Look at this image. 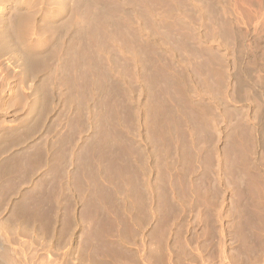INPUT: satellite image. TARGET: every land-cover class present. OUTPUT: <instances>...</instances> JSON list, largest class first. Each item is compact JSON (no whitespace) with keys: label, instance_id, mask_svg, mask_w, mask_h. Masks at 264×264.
Instances as JSON below:
<instances>
[{"label":"rangeland","instance_id":"374dc122","mask_svg":"<svg viewBox=\"0 0 264 264\" xmlns=\"http://www.w3.org/2000/svg\"><path fill=\"white\" fill-rule=\"evenodd\" d=\"M22 1V2H21ZM29 1V0H28ZM67 1H69L68 3L70 4V5H68L67 6V8H68V10H66V11H59V12H57L56 14H54V18L56 19V21L55 22H57V23H59V22H63V21H65L66 19H68V17L69 18H73V14H74V12H73V7H72V4H74V2L72 1V0H65V2L67 3ZM86 2H87V0H85ZM84 1V3H86ZM89 2H90V0H88ZM132 1L134 2H136L137 0H93V1H91V5L90 4H88L87 5V3L85 4V6L83 5V4H80L79 6H83V7H85V8H87L89 5H90V7H91V9H93L92 10V12H94V13H96V18L94 17L93 19L92 18H90V16L87 18L86 16H85V20H84V18L83 19H81L80 18V16H79V18H76L77 16H75V14H74V16H75V20L76 19H81L82 20V23H79L78 22V20L77 21H75L74 19H72L74 22H76L77 24H82L81 26H83V21L86 23V20L87 19H89L90 18V20L92 21V23L94 24V28L96 29V32H98L100 29L99 28H102L101 29V31L102 30H104V27H105V30H106V26L108 27V25H110L108 28H107V30L110 28H112L113 29V27H114V25H117V23L115 24V20L113 21V19H114V17L115 18H117L116 16H118L119 18H121V17H126V16H124V15H126V14H130L131 12H133L135 9L134 8H136L134 5L135 4H133V6L132 7H130L131 6V4H129V3H132ZM140 1V0H139ZM178 1H180V2H178ZM210 1L212 2V3H214V5H217L219 8H217V10H218V12H216V15H208L209 14V11H205V10H207V8L208 7H206L209 3H210ZM157 0V1H152V4H153V6L150 4V2L149 1H146V3H148L146 6H149V8L152 6V12H153V14L155 15V20H156V22H157V24L159 25V27H158V25L156 24V22H155V28H157V30H156V32L157 33H159V35L156 33L155 34V31L153 32V33H151V31H152V28H150L151 30L150 31H146V28H144L145 26H146V20H145V16L144 15H142V16H140L141 14H140V11L142 10H140L139 11V21L138 20H134V18L135 17H133V18H131L132 16H135V15H133L134 13H131L132 15H131V19H130V26L133 28V23H134V27L135 28H137V29H135V28H133V31H135L136 32V30H139L138 28H140V25L143 23V21L145 22L144 24H142L143 25V27H142V29L144 28V33H145V31H146V33H147V36L144 34V36L142 35V33L140 34V36H142V37H146V38H148V36L150 37V38H148V39H150L149 41L152 43L151 45L153 46H150V48H152V49H149L150 50V52H148V49H147V53L145 54V57H146V60H147V58L150 56V58H151V61H146V62H149V63H144V62H142V64H141V62H139V64H138V62H137V64H134V62H133V60H132V62H129V61H131V59L129 60V58L127 57L129 54H127L126 52H128V51H130V50H125L126 48H124V50H125V53H124V55H127V56H122V51L120 52V50H122V45L124 46V47H127L128 49H131L132 47H130V46H132V45H130V42H129V40H127V37L126 36H128V35H126L125 36V39L127 40V42H128V44H126V41H124L123 42V40H124V38L121 36V37H118V35H117V37H116V39H119V38H122L123 40H122V42L123 43H121V39H119L120 40V42H119V40L118 41H113L112 43H111V38H112V36L113 35H115V29H114V31H112V30H108V32H107V35L105 34V30L103 31V33L101 32V31H99L98 33H96V35L94 36L93 35V37L91 36V37H88V36H90L89 34H91L92 35V33H89V32H91V31H93L94 30V28L92 29V30H90V31H87V30H85V34H83V36H85V35H87V37H86V39H85V37H84V39L85 40H88L89 42H86L84 39H82V45L84 46V48H82V50H83V53H84V56L83 57H85L84 58V60H83V64H82V66L80 67V71H81V73H82V75H84V77H86L85 79H87V80H85V82L88 84H85V87H86V101H88L87 103H85V108H86V112L87 113H85V114H87L86 115V124H87V122H88V125H86V132H85V134H86V139H89V140H87L88 141V146L89 145H91V140H92V146H89L88 148H87V150L88 149H90V150H92V151H90V153L92 152L93 153V151H94V149H96V151H94V153H96V152H98V153H96V154H93V157H92V154H90L89 153V151L87 152V154H86V160H87V165L88 166H91V168L90 167H88V170H90V173H86V177L83 179L84 181H82V183H81V185H80V183H76V182H73V183H71V184H67L66 183V179H65V177L66 176H68V177H70L71 175L70 174H72V177L74 176V175H77L76 173H77V167H78V165H77V167H76V165H75V163L77 164L78 163V161H76V159H77V156L75 157V155H77V154H75L74 152H77V145L76 144H78V143H76L77 142V137H76V135H77V133L75 132V130L74 129H76L75 127V125H74V123H75V121L74 120H72L71 122H70V120H68L69 118H72L74 115V113L75 112H73V106H75V105H73V106H71L70 107V105H71V102H73L74 101V98H73V101H70V100H68V99H70L69 97L67 98L66 97V95H65V93L66 92H64L63 93V91L65 90V86L64 87H62L64 84H62V77L63 76H61V74L63 73V68L61 69L60 68V64L58 65L57 63H60V59H59V57L58 56H56L55 58H53V60H51V62H50V65H48V67H46L45 68V70H44V73H42L40 76V78H39V83L41 82V84L43 83H45L46 85L45 86H48L49 87V85H50V82H51V85H53V87H54V95H53V97H54V99L55 100H53V105L51 106V108H50V110H51V112H50V114L47 116L48 117V119L45 121V124L44 123H42V125L44 124V128L41 130V128L39 129V130H41L40 132L39 131H37L35 134H36V136H34L35 134H31L30 135V138H31V136H32V138L33 139H31V141L29 140L30 138H28V141H30V142H28L27 144L29 145H26V146H22L23 148V150L21 149V148H19V150L17 149H15L14 148V151H12V149H11V151L10 152H8V154H7V152L5 153V155H3V156H5L6 157V155L8 156V155H10V154H12L13 153V156L15 155V161L14 162H11V164H7V166H9L10 165V167H7V169L8 168H10V169H6V175H4V176H0L1 177V181H0V187H2V190L4 189V191H5V189L7 190V196L9 195V198L7 197V200L9 199H12V202L14 201V202H17L18 200H21L22 198H23V196H24V194H29V192H31V190H32V192L35 190L37 193H39V194H41L42 193V191L45 193V191L46 190H49V187L51 188V191H53V188H55L54 190H56L57 192H56V194L54 193V191H53V200H52V198H49L48 196V199H50V200H46L47 199V197L46 196H44L45 198H44V200H46L45 201V204H44V202H43V198L40 200L41 202H42V206H46V205H48L47 203H49V205L50 204H52V206H53V208H52V214L51 213H49L50 215H47L46 214V217H45V215H42V216H44L45 218H48V216H49V218L52 220V221H54L55 222V220H57L58 222H59V226H61V222H62V220L64 219V221L65 220H68L69 221V223H71L73 226H71L69 223L67 224V226H65V228H66V232L65 233H63L64 232V227L63 228H60L63 232H61V234H62V236L64 237L65 236V239H62V237H61V239L63 240V242L65 243V247L64 248H69L70 246H71V244H72V241L70 242V238H68V236L70 237L71 236V238L72 239H77L78 241H81L80 239H81V236H82V234H84L83 232H86L87 230H89V228L93 225V223H94V220L97 218V217H101L102 216V214L100 215V212L101 213H103L104 211L103 210H105V209H107V210H105V212L103 213V215H106L107 217H109L108 216V214L110 215V223L111 224H113L114 222H113V220L115 221V225H111L110 223V226H112V228L114 229L113 231H111V228H109L110 226L109 225H106L109 221H106V224L104 225L105 227L106 226H109L108 228L106 227H104V228H102V229H104V231L103 230H101L100 231V233L98 234V235H96V238H95V236H93L92 238H90V239H92V243L94 244V245H98V244H100L99 245V247H101L102 246V244H104V241H110V243L111 244H113V249H115V250H119L118 248L119 247H117L118 245H115L116 244V242L115 241H117L116 239L121 235V232L120 233H118L119 232V228H120V224L122 225V222H123V219L125 218V217H129V212L131 211V213H132V211L133 212H138V211H142L141 212V214L143 213V211H145V210H143V208H139L140 206L142 207V206H144V205H139V207H135V208H133L134 210H132V207H130L131 208V210H128V211H126L125 209L126 208H121V210H120V208L118 209L117 208V206H115L114 204V202H112L113 200H114V197L115 198H119V197H123L125 194H126V192L127 191H130L129 193H130V195L131 196H133L134 194L133 193H135L136 194V196H133V197H137V195H138V197H140V198H142L143 200L145 199V201H143V202H145V204H148V205H151L150 204V200L151 199H153L152 201L154 202V204H152V206H153V208L151 207V206H148V205H146V208H150V209H152V210H150V209H146V211H147V213H146V211H145V213L143 214V216H142V218H143V222H142V220H141V215L139 214V215H137L138 217L140 216V221H138L137 219H138V217H136L135 219H133V220H135L134 222L133 221H131V223L130 222H128L129 223V225L131 226L130 227V233H132V231H134V229L136 230V237H134V235H133V233L132 234H128V235H133L131 238H129V239H131L132 241H133V243H132V241H130L129 239V241L128 242H130L129 244H128V249H129V251H130V249H131V251L129 252V253H125L126 255L127 254H130L129 255V257H128V255L126 256V255H119L118 257H120V258H112V257H110L109 259H111L110 261H111V264H114L115 262H117V264H118V261H119V263H123V264H125V263H130V264H139L140 262H139V257L138 258H136V255H138V251L142 248V246L140 245V244H144V240L143 239H145L147 242H148V245H150L151 246V239H152V241L156 238L157 239V237L159 236H157L156 237V235L159 233L160 234V232H162L161 231V229H163V228H165V227H167L168 225H170V224H172V226H176V225H179V224H182V226L184 225L183 223H185L186 224V222H187V224H186V226L185 227H187L189 224H191L190 225V227H192L193 225H194V227L195 226H197V228L198 227H201V226H203V221L204 220H201V219H199V220H197V219H195V217H191V215H192V213L193 212H196L197 210H201V209H204V208H209L208 206H204L205 205V203H203L204 201H202L201 200V198H200V196H201V194H205V193H207V195H209V196H207V195H205V197L208 199V201H210V203L208 202V201H206V203H208V205L210 204V206H212L211 207V209H213V208H216L217 206V208L218 209H220L221 207V209H227V208H229V207H234V208H238V207H240L241 209H246V210H255L256 208L258 209L259 207H258V205H255V204H257V203H259V205H260V207L261 208H263L264 206V164H262V166L260 167V172L262 171V173H263V178H260L261 180H263V181H260V179H258V180H256L253 184L251 183V184H249L248 182H249V180H250V175L248 174V173H246L244 176H243V167H242V170L240 169V172H241V175L243 176L242 177V183H241V185L240 184H238V185H240L241 187H242V185H243V189H240L241 187L240 186H237L236 184H234L233 182L235 181L234 179H235V177H232V180H231V178L229 177V175H227V173H226V167H224L225 166V164H221V165H223V168H222V166H219V162H218V160H220V162H221V160H222V162L221 163H223V152H224V150H225V145H226V143H227V135H228V133H230V130H232L233 129V125L234 124H236V123H234V122H236V120L235 119H233V117L231 116V114H228V113H225L224 114V105H227L230 109L231 108H240V110H242V109H245V107H248V106H255L254 104H257L260 100H256V98H257V96L256 95H254L253 94V92L251 91L252 89H250L251 87V85L252 86H255V84H256V81L257 80H259V76H257L258 74H260L257 70H256V68L254 69V67H257L256 65V61H264V60H262L261 58L264 56V9H262L261 7H259V8H256L255 7V3L258 1V0H256V1H254V0ZM95 3V4H93V3ZM112 2V3H111ZM161 2H162V4H161ZM169 2V3H168ZM174 2V3H173ZM207 2H208V4H207ZM253 2H255V3H253ZM22 3V4H21ZM40 3V4H39ZM57 3H63V0H60V2H59V0H38V4H39V6H38V9H41L42 11L39 13V15H38V17L40 16V18H43L45 15H50V14H52V12L54 11V10H57V6L56 5H58ZM128 3V4H127ZM157 3V4H156ZM165 3H167V5L165 4ZM24 3H23V0H0V7H2V6H4V7H8V8H22V7H24L25 6V4L23 5ZM106 4V5H105ZM193 4V5H192ZM207 4V5H206ZM95 5V6H94ZM105 5V6H104ZM113 5V7L115 8V9H117L116 8V6L118 7V11H119V13L121 14L122 12L124 13V11H123V8H124V10L126 11L125 13H124V15L122 16V14H121V17L119 16V14H118V11H116L113 7L111 8L114 12H112L111 11V9H110V7ZM126 5V6H125ZM156 5V6H155ZM158 5H160V6H158ZM202 5V6H201ZM53 6V7H52ZM102 6H104V7H102ZM108 6V7H107ZM110 6V7H109ZM199 6L202 8V9H204V11L201 9H199ZM73 9H72V8ZM94 7V8H93ZM121 9H120V8ZM134 7V8H133ZM198 7V8H197ZM206 7V8H205ZM51 8V9H50ZM78 8V7H77ZM102 8H104V9H102ZM106 8H108L111 12H112V14H114L113 16H112V14H108V16H107V14L105 15V13H106V11H107V13H109L110 11H108V9H106ZM90 9V8H89ZM88 9V12H90L91 11V9L89 10ZM94 9H95V11H94ZM74 10H79L80 12H81V8L79 7V9H74ZM101 10H103L102 12L104 13H101ZM105 10V11H104ZM122 10V11H121ZM51 11V12H50ZM204 13H206V14H204ZM75 12H77V11H75ZM83 12V11H82ZM98 12V13H97ZM110 12V13H111ZM129 12V13H128ZM155 12V13H154ZM200 12V13H199ZM138 13V12H137ZM165 13V14H164ZM81 14V13H80ZM99 14V15H98ZM100 14H101V16H106L105 18L107 19V20H105L103 23H101L102 21L101 20H103L102 19V17H98V16H100ZM222 14V15H221ZM77 15H79V14H77ZM82 15H83V13H82ZM81 15V16H82ZM157 15V16H156ZM160 15V16H159ZM174 15V16H173ZM84 16V15H83ZM82 16V17H83ZM110 16H112L113 17V19L111 18L110 19ZM130 16V15H129ZM163 16H165V17H163ZM214 16H216V17H218V19L216 18V17H214ZM127 17H128V15H127ZM142 17H144V19L142 18ZM158 17V18H157ZM220 17H221V19H220ZM98 18V19H97ZM104 18V17H103ZM118 18V19H119ZM138 18V17H137ZM137 18H135V19H137ZM143 19V21H142V19ZM166 18V19H165ZM176 18H177V20H176ZM96 21H95V20ZM100 19V20H99ZM108 19L110 20L109 21V23H107L108 22ZM117 19V20H118ZM121 19H123V20H125V18H121ZM159 19V20H158ZM214 19V20H213ZM94 20V21H93ZM111 20L114 22V23H112L111 22ZM116 20V21H117ZM120 20V19H119ZM159 22H158V21ZM162 21V23H163V20H164V26L165 27H167V28H170L171 29V31H170V29L168 30L167 28H164V26H163V24L161 23V21ZM167 20V21H166ZM221 20V21H220ZM223 20V21H222ZM225 20V21H224ZM80 21V20H79ZM91 21H89V22H87V25H88V23H91ZM132 21V22H131ZM134 21V22H133ZM140 23V25L139 26H137V23L138 22ZM141 21H142V23H141ZM168 22V23H166V22ZM205 21H207V22H205ZM211 21H214V22H211ZM95 22H99V23H97L100 27L98 28V26H97V24L95 25ZM110 22L112 23V24H110ZM117 22H119V21H117ZM125 23H127L126 21H124ZM136 22V23H135ZM177 22V23H176ZM181 24H180V23ZM185 22H187V23H185ZM210 22V23H209ZM216 22V23H215ZM221 22V23H220ZM223 22H230V24L229 23H226V24H224ZM101 23V24H100ZM120 23V22H119ZM118 23V24H119ZM138 23V24H139ZM160 23V24H159ZM172 23V24H171ZM176 23V25L177 26H174V24ZM203 23V24H202ZM103 24V26L101 27V25ZM104 24H105V26H104ZM107 24V25H106ZM114 24V25H113ZM205 24V25H204ZM217 24V25H216ZM228 24V25H227ZM84 25H86V24H84ZM111 25H113V27H111ZM120 25V24H119ZM141 25V26H142ZM145 25V26H144ZM169 25H171V27H169ZM173 25V26H172ZM182 25V26H181ZM186 25V26H185ZM211 25H212V27H211ZM137 26V27H136ZM148 26V25H147ZM157 26V27H156ZM220 26V27H219ZM226 26V27H225ZM227 26H231V27H233V28H228ZM89 27V26H88ZM129 27V26H128ZM128 27H127V30H128ZM149 27V26H148ZM160 27H163V28H160ZM176 27V28H175ZM178 27V28H177ZM218 27V28H217ZM222 27V28H221ZM257 27V28H256ZM83 28H84V26H83ZM86 29H87V26L85 27ZM97 28L99 29L98 31H97ZM132 28H131V30H132ZM154 28V27H153ZM160 28V30H158ZM214 30H213V29ZM221 28V29H220ZM225 28H226V31H225ZM70 29V27H67V28H62V29H60V31L61 32H59V34H58V37H59V39H54L53 40V45H52V48L53 47H55L56 46V44L58 43L59 45L61 44H64V45H70V40H72L71 38V31L69 30ZM165 29L166 30H168V31H166V32H168L169 33V31H170V33H171V35L169 34L168 35V33L167 34H163L164 32L163 31H165ZM173 29H175V30H173ZM182 29V30H181ZM208 29H210V30H208ZM217 29V30H216ZM220 29V30H219ZM262 29V30H261ZM72 30V29H71ZM130 30V29H129ZM128 30V31H129ZM140 30H141V28H140ZM148 30H149V28H148ZM155 30V29H154ZM178 30V31H177ZM179 30H181V31H179ZM229 30H232L231 32L229 31ZM142 31V30H141ZM162 31V32H161ZM184 31L185 32H187L186 34H184ZM219 31H221V33H219ZM101 32V33H100ZM110 32V33H109ZM112 32V33H111ZM113 32H115L114 34H113ZM131 32V31H130ZM134 32V34L136 35V33H137V36H138V34H139V31L138 32H136L135 33ZM165 32V33H166ZM182 32V33H181ZM190 32V33H189ZM224 32H226V33H224ZM95 33V31L93 32V34ZM99 33H100V37H99ZM149 33H151V34H149ZM214 33V34H213ZM242 33V34H241ZM258 33H259V35H260V37H259V35H258ZM72 34H73V31H72ZM103 34V35H102ZM105 34V35H104ZM129 35H130V33H128ZM154 34L156 35V37L154 36ZM175 34V35H174ZM188 34V35H187ZM191 34V35H190ZM226 34H228V35H226ZM245 34V35H244ZM262 34V35H261ZM71 35V36H70ZM112 35V36H111ZM121 35V34H120ZM150 35H152V36H150ZM165 37H164V36ZM230 35V36H229ZM82 36V37H83ZM109 36V37H108ZM111 36V37H110ZM116 36V35H115ZM132 36V35H131ZM134 36V35H133ZM140 36H138V37H140ZM163 36V37H162ZM167 36H170V37H168L167 38ZM175 38H174V37ZM233 36V37H232ZM248 36V37H247ZM98 37V39L96 40V38ZM102 37V38H101ZM108 39H107V38ZM129 37V36H128ZM137 37V38H138ZM181 37V38H180ZM184 37V38H183ZM87 38H90V39H87ZM101 38V39H100ZM113 38H114V36H113ZM161 38H162V40H161ZM173 38L175 39L174 40V42H172L171 41V39L173 40ZM226 38V39H225ZM261 38V39H260ZM93 39V40H92ZM101 40V42H100V40ZM105 39V40H104ZM128 39H132V37H130V38H128ZM139 39H141V37L139 38ZM158 39V40H157ZM160 39V40H159ZM164 39H165V41H164ZM177 39V40H176ZM184 39H185V41H184ZM230 39V40H229ZM95 41V42H92V41ZM113 40V39H112ZM115 40V39H114ZM156 42H155V41ZM169 40V41H168ZM257 40V41H256ZM259 40V41H258ZM85 42V44H84V42ZM108 41H110V43L108 42ZM176 41V42H175ZM187 41V42H186ZM116 42H119L120 44H122V45H118V44H115ZM162 42V43H161ZM178 42V43H177ZM190 42V43H189ZM155 43V44H154ZM172 45H170V44ZM176 43V44H175ZM183 43V44H182ZM95 44V45H94ZM100 45V46H98V45ZM106 44V45H105ZM113 44H115L116 45V47L113 45ZM154 44V45H153ZM179 44V45H178ZM113 45V46H112ZM177 45V46H176ZM85 46H86V49H85ZM96 47V48H93V47ZM109 46V47H108ZM129 46V47H128ZM168 46V47H167ZM100 47V48H99ZM113 47V48H112ZM115 47V48H114ZM99 48V49H98ZM92 49H94V50H92ZM97 49L99 50L98 52H100L99 53V56H100V58L98 59V52H97ZM116 49V50H115ZM153 49H155L156 51L154 52L153 51ZM105 50V51H104ZM123 50V51H124ZM152 50V51H151ZM176 50H178V51H176ZM209 50V51H208ZM184 51V52H183ZM204 51V52H203ZM95 53H97V54H95V56H96V59H95V56H94V54ZM118 52H120L119 54H116V53H118ZM154 52V53H153ZM160 52V53H159ZM163 52V53H162ZM210 52V53H209ZM217 52V53H216ZM6 53V54H5ZM93 55H92V54ZM129 53V52H128ZM149 53V54H148ZM215 53V54H214ZM263 53V54H262ZM148 54V56H146ZM152 54V55H151ZM161 54V55H160ZM91 55V56H90ZM117 56V58H116V56ZM154 55V56H153ZM158 55V56H157ZM171 55V56H170ZM210 55V56H209ZM115 56V57H114ZM119 56V57H118ZM164 56V57H163ZM166 56V57H165ZM212 56H214V58H212ZM91 57H92V59H91ZM112 57V58H111ZM122 57H124L123 59H122ZM167 57H169V58H167ZM206 57V58H205ZM217 57V58H216ZM111 58V60H109ZM117 59V61H116V59ZM220 58V59H219ZM259 58V59H258ZM90 61H89V60ZM101 59H102V62H101ZM105 59V60H104ZM125 59L128 61H125ZM257 59V60H256ZM264 59V58H263ZM95 60V61H94ZM100 60V61H99ZM119 60H121V61H119ZM139 60H141V59H139ZM153 60V61H152ZM191 60V61H190ZM223 62H222V61ZM14 60H13V58H12V56L10 55V54H8L7 55V52H3V54H1V56H0V75H3V77L5 78V81H6V79H7V75H8V73L9 72H11L10 71V69L8 70L7 69V66H8V64H9V62H13ZM104 61L106 62L105 64L106 65H108L109 64V67H107L109 70H108V72L106 71L105 72V70H107V68L106 67H101V63L102 64H104ZM125 61V63L126 64H128V65H126L125 63H123V62ZM144 61V60H143ZM212 61V62H211ZM94 62H96V64L98 65H96V64H94ZM101 62V63H100ZM115 62H117V63H119V65H122V64H120V63H123V65L122 66H124V68L123 67H121V66H118ZM153 62L156 64V65H154L153 64ZM164 62V63H163ZM195 62V63H194ZM200 62V63H199ZM219 62H221V63H225V69H227L226 71L229 73V74H233L235 71L237 72L238 71V75H239V73L241 72V75H239V76H241V78L242 77H244L243 78V82H242V85H241V87H240V89H232L233 91H232V97L231 96H226V97H224L223 99H218L219 98V95H218V98H217V95L213 92V91H207L206 92V90H208V89H206V88H204L203 86H201L202 84L200 83V82H198V77L200 76V75H202V76H208V79L211 81L213 78H214V76L212 75V74H210V72H209V69H210V67L211 66H213V65H217ZM93 64V66L91 65V64ZM108 63V64H107ZM113 63V64H112ZM132 63V64H131ZM163 63V64H162ZM171 63V64H170ZM199 63V64H198ZM217 63V64H216ZM258 63V62H257ZM57 64V65H56ZM85 64H87L88 66L89 65H91V66H89L90 67V70H89V68L85 65ZM104 64V65H105ZM143 66L144 64H146L147 65V67H149V68H147L146 66H141V65ZM195 64L198 66V68H195L194 69V66H195ZM203 64V65H202ZM239 64V65H238ZM96 65V67H94ZM105 65V66H106ZM113 65H115L116 66V71L117 72H120L121 71V73H120V75L122 74V76H120V75H117V73H116V71H115V69H114V67L115 66H113ZM136 65V66H135ZM149 65V66H148ZM83 66H84V68H83ZM158 66H159V68H158ZM160 66H161V68H164L163 69V71L162 72H160L161 71V68H160ZM163 66V67H162ZM167 66V67H166ZM168 66H170V67H168ZM183 66V67H182ZM238 68H237V67ZM95 69H94V68ZM98 67H100V69L98 68ZM118 67V68H117ZM122 68V70H121V68ZM126 67V68H125ZM128 67H129V70L131 71V73L129 72V73H127L128 72ZM130 67H132L133 69V71L134 72H132V70L130 69ZM145 67V69H143ZM200 67V68H199ZM70 68V69H69ZM79 69V68H77V66L75 65V64H73V67H72V65L70 64L69 66H68V68H66L65 70H69V75L70 76H74L75 77V75H76V70L74 71V69ZM83 68V69H82ZM93 68V69H92ZM102 68V69H101ZM134 68H136V69H134ZM157 68V69H156ZM202 68V69H201ZM57 69H59V70H57ZM86 69V70H85ZM146 69H147V72H149L150 70V72H149V75L150 74H156L155 75V77H154V80H151L146 74H148L147 72H146ZM152 69H154V70H152ZM160 69V70H159ZM168 71H167V70ZM204 69V70H203ZM55 70V71H54ZM62 70V71H61ZM96 72H95V71ZM99 70H100V72L102 73V74H104V75H106L107 73H109V74H107V75H109V76H107L106 75V77H111V78H107L108 79V84H106V82L105 81H107V79H106V77L104 76V78L106 79H104V82L102 81V83H104L105 85L103 86V88H102V83H100L99 81L97 82V84H95L96 82V80H98V75L100 76V72H99ZM123 70H124V72H123ZM127 70V71H126ZM149 70V71H148ZM159 70V71H158ZM167 72H166V71ZM244 70V71H243ZM59 71V72H58ZM89 71V72H88ZM141 71V72H140ZM166 73H165V72ZM171 72V75H172V77H174V75L173 74H177L178 76H179V78H178V76H175L176 78H174V80L176 81V84L174 83L175 81H171V80H168L169 78H166V76L168 75V74H170V72ZM203 71V72H202ZM206 71V72H205ZM61 72V73H60ZM92 72V73H91ZM115 72V73H114ZM143 72H144V74L146 75H144L143 74ZM146 72V73H145ZM158 74H157V73ZM164 72V73H163ZM182 72V73H181ZM200 72L201 73H203V74H200ZM246 72L248 73L247 75H246ZM73 73V74H72ZM84 73V74H83ZM93 73H94V75H93ZM98 73V74H97ZM106 73V74H105ZM132 73H140V74H137V75H133ZM161 73V74H160ZM245 73V75L243 76L242 74H244ZM96 74V75H95ZM101 74V75H102ZM110 74H111V76H110ZM124 74V75H123ZM160 74V75H159ZM166 76H165V75ZM199 74V75H198ZM205 74V75H204ZM210 74V75H209ZM88 75V76H87ZM93 77H92V76ZM114 75L116 76V78L117 79H115V77H114ZM133 75V76H132ZM140 75H142V77H140ZM159 76V77H156V76ZM186 75V76H185ZM57 76V77H56ZM113 76V77H112ZM129 76H130V79H129ZM144 76V77H143ZM151 76V75H150ZM161 76V77H160ZM165 76V77H164ZM198 76V77H197ZM246 76V77H245ZM56 77V78H55ZM61 77V78H60ZM89 77V78H88ZM92 77V78H91ZM101 77V76H100ZM120 77V78H119ZM134 77V78H133ZM138 77H140L139 78V80L137 79ZM164 77V78H163ZM187 77V78H186ZM194 77V78H193ZM53 78V79H52ZM91 78V80H89L91 83H92V79H93V85L88 81V79H90ZM103 78V77H102ZM112 78H113V80H112ZM132 78V79H131ZM147 78H148V80L150 79V81L152 82L151 83V85H150V82L147 80ZM160 78V79H159ZM166 78V80H168V81H164V79ZM186 78V79H185ZM207 78V77H206ZM250 78V79H249ZM60 79V80H59ZM122 79V82L121 81H119V80H121ZM133 79L135 80V81H133ZM141 79V80H140ZM156 79V80H155ZM163 79V80H162ZM178 79H180V81H178L177 82V80ZM246 79V80H245ZM248 79V80H247ZM9 80L11 81L12 80V78L10 79L9 78ZM99 80H100V78H99ZM103 80V79H102ZM111 80V81H110ZM137 80V81H136ZM144 80H146L145 82L147 83H145L144 82ZM161 81V82H159V81ZM245 80V81H244ZM50 81V82H49ZM60 81V82H59ZM142 81V82H141ZM196 81V82H195ZM247 81L249 82V84L247 83ZM48 82H49V84H48ZM53 82V83H52ZM113 82V83H112ZM116 82V84H114ZM120 84H119V83ZM137 82V83H136ZM169 82V83H168ZM171 82V83H170ZM90 83V84H89ZM163 83H164V85H163ZM167 83V84H166ZM173 83H174V85H173ZM199 83V84H198ZM259 83V81H257V84L256 85H259L258 84ZM111 84H113V86L111 87L110 85ZM122 84V85H121ZM124 84H125V86H124ZM129 84V85H128ZM177 84H181V87H182V91L181 92H184V93H181L179 96H178V93L176 92V91H174L175 90V88L174 87H172V86H175V85H177ZM248 84V85H247ZM100 85V86H99ZM119 85V86H118ZM135 86V88H138V89H135V88H133V86ZM152 85H153V87H155V90H157L156 88H158V86H160V88H158V90H159V92H158V90H157V92L155 91V92H153L154 91V88L152 87ZM172 85V86H171ZM183 85V86H182ZM13 86V87H12ZM88 86V87H87ZM90 86V87H89ZM98 86H99V89H96L95 90V88H98ZM105 86H106V88H105ZM110 86V87H109ZM115 86H117L118 88H115ZM123 88H122V87ZM148 86V87H147ZM149 86H150V89H149ZM163 86V87H162ZM165 86V87H164ZM166 86H168V87H166ZM169 86H171V87H169ZM193 86V87H192ZM47 87V88H48ZM107 87H109V88H107ZM125 87V88H124ZM132 87V88H131ZM141 87V88H140ZM147 87V88H146ZM152 87V88H151ZM162 87V88H161ZM91 88V89H90ZM113 88H115V89H113ZM145 88V89H144ZM164 88L166 89V90H164ZM171 89V91H170V89ZM173 88H174V90H173ZM63 89V90H62ZM91 90V92L89 91L88 92V90ZM94 89V90H93ZM101 89V90H100ZM109 89V90H108ZM116 89H118V90H120V91H118L117 90V92H116ZM126 89V90H125ZM130 91V92H128L129 94H131V96L128 94V93H126L128 90ZM130 89H132V90H130ZM169 89V90H168ZM205 89V90H204ZM111 90H113V92L111 91ZM115 90V91H114ZM134 90V91H133ZM141 90L143 91V92H141ZM165 91V92H163V91ZM12 91H14V92H12ZM57 91V92H56ZM66 91V90H65ZM125 91V92H124ZM146 91V92H145ZM149 91V92H148ZM151 91L154 93H151ZM161 91V92H160ZM173 91V92H172ZM195 91V92H194ZM95 92H96V95H95ZM108 92H111V93H108ZM116 92V93H115ZM121 92H124L123 94L121 93ZM145 92V93H144ZM148 92V93H147ZM169 92H171V93H169ZM176 92V93H175ZM16 93H19V88H18V86H15V85H13V83H10L8 86H6V85H3L2 84V82H0V94H2V95H4V97L6 98V99H9L10 97V99H12V97H15V95H16ZM90 93H92L91 95H90ZM107 93L111 96H109L108 97V95H107ZM125 93H126V95H125ZM137 93H139V94H137ZM144 93V94H143ZM156 93V94H155ZM158 93V94H157ZM159 93H160V95H159ZM161 93H163L165 96H161ZM166 93H167V95H166ZM215 94V95H212V94ZM65 96H64V95ZM118 94L121 96L120 98H119V100H118ZM140 94H143V95H140ZM147 94V95H146ZM149 94H150V96H149ZM153 94V95H152ZM174 94V95H173ZM182 94H184V95H182ZM98 95V96H97ZM125 95V96H124ZM154 97L155 95V97H159L158 98V100H157V102L158 101H160V100H163L162 102L164 103H162L161 101V103L164 105V106H166L165 108H167L169 111L171 110V112H172V114H174L175 112H177V113H175V117H179L178 118V122H180V123H178V132L176 133V131L174 132V133H176V136L178 137V143L177 142H170L168 145V147H169V149H167V158L165 159V157H163L162 158V155H163V153H165V150H166V148H167V146H165L164 147V150H163V147L159 144H157V142H155L154 140H153V138H148V135H145L146 133H145V129L143 128L144 126V115H143V113H139V110H141L140 112H144V114H145V109L142 111V109L144 108V107H142V106H144L143 104H144V102H146L145 101V99L147 98V97H150L149 99H152V100H149L148 98L146 99L147 100V104H149L150 103V101H152L151 102V106H152V104H153V100H155V99H157V98H152V96ZM170 95V96H169ZM176 95V97H173V96H175ZM63 96H64V98H63ZM88 96V97H87ZM112 96H113V98H112ZM116 96V97H115ZM183 96V97H182ZM66 97V98H65ZM72 97V96H71ZM92 97V98H91ZM108 97V98H107ZM131 98V99H128V98ZM141 97V98H140ZM167 97V98H166ZM177 97H178V99H177ZM181 97V98H180ZM215 99H214V98ZM112 99V101H111V99ZM122 98H123V101H121L122 100ZM125 98V99H124ZM137 98V99H136ZM183 98V99H182ZM231 98H232V100H231ZM67 99V100H66ZM115 99V100H114ZM128 101H127V100ZM166 99V100H165ZM189 99V100H188ZM258 99V98H257ZM110 100V101H109ZM118 100V101H117ZM130 100V101H129ZM177 101V103H176V101ZM191 100V101H190ZM217 100V101H216ZM63 101H64V103L66 104V105H64V103H63ZM69 101H70V103H69ZM85 101V102H86ZM127 102V104L128 105H126V102ZM140 101V102H139ZM142 101V102H141ZM156 101V100H155ZM195 101V102H194ZM220 101V102H219ZM227 101V102H226ZM68 102V103H67ZM112 102H114V103H112ZM116 102H118V103H116ZM123 102V103H122ZM204 103V104H202V103ZM211 102V103H210ZM238 102V103H237ZM120 103V104H119ZM140 103V104H139ZM155 103V102H154ZM187 103V104H186ZM190 103L191 104H194L193 106L192 105H190ZM209 103V104H208ZM220 103V104H219ZM67 104H68V107L70 108V109H68V107H67ZM72 104H74V103H72ZM118 104V105H117ZM123 104H125L124 106H122ZM139 104V105H138ZM196 104H198V105H200V106H203L202 108H203V110L205 111V113H207V111H209L207 114H209V115H211L212 113H213V116L214 117H216L217 118V126H216V129H217V133H216V135H215V137H214V141H212L213 143H214V145H215V152H214V163H213V166H212V173L210 172V174H208L207 176H206V172L205 173H203L204 172V170H205V163L202 161V158H204V156L203 155H200V154H202L201 152H202V150L200 151V149H204V148H206V147H208V146H210L209 145V143H208V140L207 139H205V137H204V130H202V128H200V126H198L197 124H196V120H195V118H194V116H193V112L191 111V107H193V108H196V107H199V106H197ZM202 104V105H201ZM232 104V105H231ZM94 105V106H93ZM103 105H104V107H103ZM120 105V106H119ZM130 105V106H129ZM155 105H156V103H155ZM155 105H154V107H155ZM190 105V106H189ZM210 105V106H209ZM213 105H214V107H213ZM217 105V106H216ZM54 106V107H53ZM62 106H64V107H62ZM93 106V107H92ZM115 106V108H113ZM129 106V107H128ZM137 106V107H136ZM142 108H141V107ZM189 106V107H188ZM194 106H196V107H194ZM212 106V107H211ZM62 107V108H61ZM65 107H67V109H65V110H63ZM103 107V108H102ZM122 110V107H123V111H122V113H120L121 112V110H119V108ZM127 107H128V109H127ZM133 107V108H132ZM140 107V108H139ZM170 107H172V108H170ZM208 107H209V109H208ZM71 108H73V109H71ZM138 108V109H137ZM164 108V107H163ZM165 108H164V110H165ZM115 109L117 110V111H115ZM187 109V110H186ZM199 110H201L200 108H198ZM197 109V110H198ZM54 110V111H53ZM67 110V112H65ZM104 112H103V111ZM129 110V111H128ZM164 110H163V112H164ZM62 111L63 112H65L64 113V115L62 114ZM75 111V110H74ZM102 113H100V112ZM125 111V112H124ZM138 111V112H137ZM162 111V110H161ZM180 111H182V112H180ZM217 111V112H216ZM222 111V112H221ZM72 113V114H70V113ZM97 112V113H96ZM125 114H124V113ZM130 112V113H129ZM137 113L136 115V117H135V114H133V113ZM160 112V111H159ZM163 112H162V114H158V116L160 117V116H162L163 115ZM186 112H188V113H186ZM190 112V113H189ZM68 113V114H67ZM109 116V117H107L106 116V114ZM110 113V114H109ZM120 113V114H119ZM139 113V114H138ZM161 113V112H160ZM184 113H186V114H184ZM93 114H94V116H93ZM99 114V115H98ZM105 115V117H104V115ZM112 114H115V116L114 115H112ZM124 116H123V115ZM218 114V115H217ZM63 115V116H62ZM73 115V116H72ZM97 115V116H96ZM121 115V118L119 117ZM138 115L140 116L141 115V118H139L138 117ZM143 115V116H142ZM208 115V116H209ZM64 116H66V117H64ZM71 116V117H70ZM98 116H100V118H98ZM103 117V119H101L102 117ZM114 116V117H113ZM133 116V117H132ZM164 116H166V114H165V112H164V115H163V118H164ZM68 117V118H67ZM122 117H124V118H122ZM134 117H135V119H134ZM138 117V118H137ZM142 117H143V119H142ZM187 117V118H186ZM221 117V118H220ZM225 117V118H224ZM60 118H63L62 119V121H61V119ZM98 119V120H96L95 121V119ZM109 120V118L111 119V120H113V121H109V122H111V123H109V122H107L108 120ZM114 118V119H113ZM120 118V119H119ZM130 118V119H129ZM99 119L101 120L100 122H98L99 121ZM137 119H139L140 121H138ZM165 119H167V118H165ZM164 119V120H165ZM227 119V120H226ZM66 120V121H65ZM68 120V121H67ZM94 120V121H93ZM107 120V121H106ZM143 122H142V121ZM194 120H195V123H194ZM233 120V121H232ZM54 121V122H53ZM56 121V122H55ZM125 121V122H124ZM133 121V122H132ZM183 121V122H182ZM185 121V122H184ZM47 122V123H46ZM72 122H74L73 123V126H72ZM95 123V124H93V123ZM115 122V123H114ZM140 122V123H139ZM141 122H142V124H141ZM166 122V121H165ZM233 122V123H232ZM52 123H53V125H52ZM62 123H64V124H62ZM99 123V124H98ZM102 123V124H101ZM109 124V126L107 127V125ZM71 126H70V125ZM101 124V125H100ZM188 126H187V125ZM41 125V124H40ZM96 125V126H95ZM99 127H98V126ZM104 125V126H103ZM110 125H113V127L114 128H110ZM52 126H55V127H52ZM71 127V128H69V127ZM88 126V127H87ZM101 126L103 127L102 128V130L105 128V126L107 127L106 128V130H104V131H102L100 128H101ZM198 126V127H197ZM67 127V128H66ZM74 127V128H73ZM112 127V126H111ZM197 127V128H196ZM96 128V129H95ZM98 128V129H97ZM110 130H109V129ZM116 128V129H115ZM129 128H130V130H129ZM131 128H132V130H131ZM186 128V129H185ZM229 128V129H228ZM44 129H47L46 131L44 130ZM50 130V132H49V130ZM54 129V130H53ZM112 129V130H111ZM115 129V130H114ZM125 129V130H124ZM183 129V130H182ZM64 130V131H63ZM67 130H68V132H67ZM73 130V131H72ZM96 130V131H95ZM101 130V132H99ZM114 130V131H113ZM191 130V131H190ZM108 131H110V135H109V132ZM112 131H113V133H112ZM119 131V132H118ZM134 131V132H133ZM182 131V132H181ZM190 131V132H189ZM39 132V133H38ZM58 132V133H57ZM66 132V133H65ZM70 132H71V134H70ZM94 132H96V134L94 133ZM144 132V133H143ZM203 132V133H202ZM61 133V134H60ZM67 133H69V137H67V136H65V135H67ZM75 135H74V134ZM101 133H103V134H105V135H103V134H101ZM108 135H107V134ZM142 133V134H141ZM181 133H183V134H181ZM38 134V135H37ZM63 134V135H62ZM95 134V135H94ZM113 134V135H112ZM119 134V136H117ZM140 134V135H139ZM185 134V135H184ZM101 135V136H100ZM111 135H112V137H111ZM174 135V134H173ZM218 135V136H217ZM55 136H58L59 137V139L62 141H60V140H56V139H58L57 137H55ZM74 136V137H73ZM94 136H100V137H94ZM109 136V137H108ZM128 136V137H127ZM175 136V135H174ZM49 137V138H48ZM63 139H62V138ZM65 137V138H64ZM68 138V140H67V142H66V140L65 139H67ZM93 137L94 138H96V140H97V144H98V141L100 142L98 145H96V140L95 139H93ZM103 137H104V139H103ZM140 137V138H139ZM48 138V140L49 139H51L52 138V140H54V141H56V143L55 144H53V145H56V147H54L53 145V147H50V145L49 144H46V143H44V142H47V141H44V140H46ZM54 138V139H53ZM109 138V139H108ZM111 138V139H110ZM118 138H120V139H118ZM128 139L127 141L125 140V139ZM204 138V139H203ZM103 139V140H102ZM116 139V140H115ZM134 139V140H133ZM193 139V140H192ZM200 139V140H199ZM70 140H71V143H73V144H71L70 143ZM119 140V141H118ZM137 140V141H136ZM140 140V141H139ZM206 140V141H205ZM49 141H51V140H49ZM74 141H76L75 143H74ZM90 141V142H89ZM103 141V142H102ZM104 141L106 142L107 141V144H108V146H106L107 144L106 143H104ZM108 141H110V142H108ZM115 141V142H114ZM118 141V142H117ZM180 141V142H179ZM243 142H239L240 144L239 145H237V148H236V150H235V152H236V154L235 155H237V156H235L234 158L233 157H231L232 159H234V160H236L235 161V163H237V161H239L240 160V158H241V156H242V153H243V151H244V148H245V145H244V143H245V140H242ZM39 142V143H38ZM126 142H128V143H126ZM45 144V146H43V147H46L47 145H49V146H47L49 149L50 148H54L53 149V151L54 150H56V155L54 156L55 158H56V156H57V159H58V154L60 155V154H62V152H65V155L64 156H61V157H63V158H60L59 157V160H58V162H57V160L56 161H54V159H53V157L51 158V164L50 163H47V162H49V160H46L45 159V157L47 158V156H45L44 157V150H45V148H44V150H43V152H42V154H43V157H42V155L41 154H39L40 155V157H42L43 159V162L45 163H39L40 161L39 160H41V158L39 157H36L35 158V160H33L34 159V157H35V155H34V157L32 156V160L35 162H33L30 158H29V154H31L30 153V151L33 153V150H35V148L37 147V146H42V145H44ZM101 143L103 144H105L104 145V147L102 148V146L103 145H101ZM143 143V144H142ZM181 143H184V144H182V145H180ZM41 144V145H40ZM63 144H65V145H63ZM75 144V145H74ZM115 144V145H114ZM132 144H134V145H132ZM69 145H70V147H69ZM101 145V148H99V146ZM129 145V146H128ZM146 146V148L144 149V147ZM175 145V146H174ZM33 146H34V148H33ZM73 146V147H72ZM94 146H98L97 148H99V150H97V148L96 147H94ZM117 146H118V148H117ZM134 146V147H133ZM25 147V148H24ZM76 147V148H75ZM93 149H92V148ZM111 147V148H110ZM128 147V148H127ZM160 147V148H159ZM244 147V148H243ZM39 148H41V147H39ZM56 148V149H55ZM69 150H68V149ZM74 148V149H73ZM106 149V151L107 152H109V154L107 153V152H103V151H105V149ZM113 148V149H112ZM139 148V149H138ZM243 148V149H242ZM43 149V148H42ZM71 149H73V151L71 150ZM101 149V150H100ZM108 149H111V150H108ZM117 149V150H116ZM160 149H161V152H160ZM22 150V151H21ZM51 150V149H50ZM68 150V151H67ZM71 150V151H70ZM129 150V151H128ZM17 151V152H16ZM20 151V152H19ZM35 151H37V150H35ZM35 151H34V153H35ZM46 151V150H45ZM99 151H100V154H101V156L102 157H98V156H95V155H100L99 154ZM141 151V152H140ZM170 151V152H169ZM12 152V153H11ZM26 152H28L29 154L27 155V153ZM67 152V153H66ZM73 152V153H72ZM102 152V153H101ZM119 152V153H118ZM258 152V153H257ZM36 153H38V152H36ZM55 153V152H54ZM104 153V154H103ZM143 153V154H142ZM155 153H156V155H155ZM193 155H192V154ZM256 155L257 156H259V155H261V151L258 149L257 151H256ZM69 154L72 156V158H71V156H69ZM89 154H90V156H89ZM103 154V155H102ZM111 154V155H110ZM37 155V154H36ZM45 155H46V153H45ZM153 155V156H152ZM158 155H159V157H158ZM198 155V156H197ZM18 156V157H17ZM27 156V157H26ZM38 156V155H37ZM69 157V158H67V157ZM104 156V157H103ZM107 156V157H106ZM118 156V157H117ZM135 156V157H134ZM190 156V157H189ZM74 157V158H73ZM109 158L108 160H106L105 159V161H102L104 158ZM110 157L111 158H113V159H111L110 160ZM197 157V158H196ZM216 157V158H215ZM21 159V161H20V159ZM27 158V159H26ZM67 158V159H66ZM71 158V159H70ZM76 158V159H75ZM102 158V159H101ZM39 159V160H38ZM63 160V159H66L65 160V162L64 161H61V160ZM74 159V160H73ZM119 159V160H118ZM41 160V161H42ZM69 160H70V162H69ZM116 160H117V162H116ZM148 160V161H147ZM157 160V161H156ZM27 161V162H26ZM28 161H30V162H28ZM53 161H54V164H52L53 163ZM60 161H61V164H60ZM88 161H90V163L88 162ZM93 161V162H92ZM162 161V162H161ZM232 162H233V160H231ZM38 162V163H37ZM57 164H56V163ZM29 163L31 164V165H29ZM34 163V164H33ZM97 163V164H96ZM108 164V166H107V164ZM161 163V164H160ZM235 163H232V165L233 164H235ZM36 164H38V165H36ZM56 164V165H55ZM59 164V165H58ZM94 164V165H93ZM109 164H111V165H109ZM141 164V165H140ZM158 164V165H157ZM61 165V166H60ZM127 165L129 166V168L127 167ZM238 166H240L239 165V163L237 164ZM133 168H132V167ZM145 166H146V168H145ZM162 166H164V167H162ZM19 167H20V171H18L19 170ZM55 167V168H54ZM65 167V168H64ZM105 167V168H104ZM107 167V168H106ZM124 167V168H123ZM221 167V168H220ZM90 168V169H89ZM135 168V169H134ZM145 168V169H144ZM148 168V169H147ZM163 168V169H162ZM239 168H241V167H239ZM18 169V170H17ZM52 169V170H51ZM58 169H59V171H58ZM122 169V170H121ZM162 169V170H161ZM214 169H216V170H214ZM225 171H224V170ZM54 170V171H53ZM57 170V171H56ZM74 170H76L75 172H74ZM121 170V171H120ZM157 170H158V172H157ZM164 170H165V172H164ZM53 171V172H52ZM72 171H73V173H75V174H73L72 173ZM127 171V172H126ZM140 171V172H139ZM52 172V173H51ZM56 172H57V174H56ZM64 172H65V174H64ZM129 172V173H128ZM223 172V173H222ZM12 173V174H11ZM125 173V174H124ZM140 173H141V175H140ZM162 173V174H161ZM98 174V175H97ZM130 174V175H129ZM147 174V175H146ZM205 174V175H204ZM10 175H12L11 176V178H10ZM14 175V176H13ZM48 175V176H47ZM65 175V176H64ZM92 175V176H91ZM101 175V176H100ZM248 175V176H247ZM17 176V177H16ZM98 176V177H97ZM129 178H127V177ZM139 176V177H138ZM160 176H162V177H160ZM170 176V177H169ZM47 177V178H46ZM146 177V178H145ZM228 177H229V179H228ZM246 177H249V178H246ZM55 178V179H54ZM95 178V179H94ZM133 180H132V179ZM234 178V179H233ZM246 178V179H245ZM5 179V180H4ZM100 179V180H99ZM130 179H131V181H130ZM147 179V180H146ZM150 179V180H149ZM96 180V181H95ZM98 180V181H97ZM55 181V182H54ZM58 181V182H57ZM76 181V180H75ZM175 183H174V182ZM245 181V182H244ZM258 181H260L261 183H263V184H261L260 182H258ZM50 182V183H49ZM95 182V183H94ZM128 182H130V183H128ZM225 182V184H223ZM244 182V183H243ZM84 183V184H83ZM86 183V184H85ZM124 183V184H123ZM156 183H157V185H156ZM49 186H47V185ZM96 184V185H95ZM101 184V185H100ZM160 184V185H159ZM176 184V185H175ZM234 184V185H233ZM251 185V186H249V185ZM118 185V186H117ZM129 185V186H128ZM141 185V186H140ZM145 185V186H144ZM155 185V186H154ZM169 185V186H168ZM217 185V186H216ZM236 185V186H235ZM261 187H260V186ZM78 186V187H77ZM82 186H83V188H82ZM85 186V187H84ZM99 188H97V187ZM123 186V187H122ZM148 186V187H147ZM250 188H249V187ZM35 187H36V189H35ZM53 187V188H52ZM70 187V188H69ZM81 187V188H80ZM128 189H127V188ZM150 187V188H149ZM156 187V188H155ZM158 187V188H157ZM160 187H161V190H160ZM234 187V188H233ZM237 187V188H236ZM69 188V189H68ZM126 189V191H125V189ZM142 188V189H141ZM145 188V189H144ZM163 188V189H162ZM215 188V189H214ZM23 189V192H24V194L22 193V196L21 195H19V193H18V191L20 190H22ZM92 189V190H91ZM97 189L99 190V191H101V192H98L97 191ZM135 189V190H134ZM235 189V190H234ZM238 189V190H237ZM244 189H247L246 191L244 190ZM253 189V190H252ZM42 190V191H41ZM75 190V191H74ZM105 190V191H104ZM146 190V191H145ZM197 190H201V191H204L203 193H201V194H199V201H197L198 200V198H197V193H199L200 191H198L197 192ZM206 190V191H205ZM233 190V191H232ZM239 190H240V192H239ZM259 190V191H258ZM61 191V192H60ZM67 192V194H66V192ZM74 191V192H73ZM84 191V192H83ZM94 191V192H93ZM96 191H97V193H96ZM119 191V192H118ZM124 191H125V194H124ZM142 191V192H141ZM158 192V194H157V192ZM245 191V192H244ZM252 191V192H251ZM254 191V192H253ZM257 191V192H256ZM9 192V193H8ZM26 192V193H25ZM41 192V193H40ZM88 192H89V195H93L94 196V194L96 195V196H98V197H100L101 199H100V201L102 200V202H100V209L102 210L103 208V210L102 211H100V212H98V213H95V211H94V213H92V212H89L88 213V215H79V220L78 221H80V226L79 227H77L76 226V224H74L75 222L73 221V219H71L70 217H71V215H72V208L70 207V206H68L66 203H67V200H69V199H80L81 197H83L84 196V194H88ZM102 192H105V194L103 195V197H102ZM118 192V193H117ZM163 192H165V193H163ZM187 192V193H186ZM197 192V193H196ZM237 192V193H236ZM239 192V193H238ZM260 192V193H259ZM262 192V193H261ZM62 193V194H61ZM102 193V194H101ZM146 193V194H145ZM167 193V194H166ZM258 193H259V195H258ZM81 194V195H80ZM97 194H101L100 196L99 195H97ZM145 195V197H143L144 195ZM150 194V195H149ZM152 194V195H151ZM255 194V195H254ZM260 194H262V195H260ZM55 195H56V197H55ZM80 195V196H79ZM91 195V196H92ZM107 195V198H109V200L107 201V198H105L104 196H106ZM126 195H129L128 194V192H127V194ZM147 195H148V197H149V201L147 200V202L148 203H146V199H148V197H147ZM155 195V196H154ZM237 195H239V196H237ZM10 196H11V198H10ZM95 196V197H96ZM142 196V197H141ZM259 196H261V197H259ZM80 197V198H79ZM209 197V198H208ZM215 197V198H214ZM234 197V198H233ZM239 197H241V198H239ZM54 198H56V199H54ZM59 198V199H58ZM102 198H104V199H106V201L105 200H103ZM196 198H197V200H196ZM59 201H58V200ZM212 199V200H211ZM8 200V201H9ZM55 200H56V202H55ZM258 200H259V202H258ZM261 200V201H260ZM66 201V202H65ZM163 201H165V202H163ZM176 201V202H175ZM189 201V202H188ZM213 201V202H212ZM40 202V203H41ZM55 204H54V203ZM61 202V203H60ZM63 202V203H62ZM110 202V203H109ZM158 202H160V204L158 203ZM162 202V203H161ZM174 202V203H173ZM184 202V203H183ZM114 203V204H113ZM171 203H173L174 205H175V207H173L172 205H171ZM200 203V204H199ZM44 204V205H43ZM54 204V205H53ZM108 204H110V205H108ZM113 204V205H112ZM178 204H179V206H178ZM187 206H186V205ZM201 206H199V205ZM202 204H203V206H202ZM215 204V205H214ZM262 204V205H261ZM55 205H57V207H54ZM161 205V206H160ZM170 205V206H169ZM189 205V206H188ZM207 205V204H206ZM221 205V206H220ZM249 205H250V207H249ZM44 206V207H45ZM51 206V207H52ZM106 208H105V207ZM164 206V207H163ZM180 206H181V208H180ZM199 206V207H198ZM215 206V207H214ZM103 207V208H102ZM109 207H113V208H109ZM145 207V206H144ZM178 207V208H177ZM70 208V209H69ZM79 208H81V206H79ZM98 208V209H99ZM163 210V211H161V213H160V210ZM165 208H171L170 210H168V209H165ZM172 208L173 209H175L176 211H173L172 210ZM197 209V210H195V209ZM199 208H201V209H199ZM239 208V209H240ZM251 208V209H250ZM3 209V205H2V208H1V210ZM57 209V210H56ZM99 209V210H100ZM109 209H110V211H109ZM117 209V210H116ZM123 209V210H122ZM135 209H137V210H135ZM141 209V210H140ZM178 209V210H177ZM71 210V211H70ZM154 210H156L155 212H154ZM165 210H167V211H165ZM171 210H172V212H171ZM182 210V211H181ZM195 210V211H194ZM245 210V211H246ZM4 211V210H3ZM3 211H0V215L2 216V217H4L5 216V212H3ZM123 211L125 212L126 211V213H123ZM152 211V212H151ZM166 212V214L168 213V215H167V217H166V215H165V212ZM181 211V212H180ZM189 211V212H188ZM191 211V212H190ZM2 212H3V214H2ZM67 212V213H66ZM106 212H108L107 214H105ZM127 212H128V214H127ZM139 212V213H140ZM149 212V213H148ZM176 212V213H175ZM178 212V213H177ZM180 212V213H179ZM183 212V213H182ZM185 212H186V214H185ZM190 213V214H188V213ZM122 213V214H121ZM151 213H152V215H151ZM162 213H164L163 215H162ZM170 213H171V215H170ZM57 214V215H56ZM87 214V213H86ZM99 214V215H98ZM124 214V215H123ZM148 214V217H146V215ZM153 214H155V216L153 215ZM160 214V215H159ZM177 214H180V215H178V218L176 217V215ZM184 214V215H183ZM68 215H69V218H68ZM114 217H113V216ZM128 215V216H127ZM145 215V216H144ZM190 217H189V216ZM51 216V217H50ZM53 216V217H52ZM161 216V217H160ZM168 216H170V217H168ZM182 216H183V218H182ZM193 216H194V213H193ZM62 217V218H61ZM64 217V218H63ZM111 217H112V219H111ZM146 217V218H145ZM151 217V218H150ZM160 217V218H159ZM172 217H173V219H172ZM187 217H189V218H187ZM48 218V219H49ZM53 218V219H52ZM57 218V219H56ZM66 218V219H65ZM82 218V219H81ZM148 218H150V219H148ZM166 218V220H168V221H164V219ZM170 218V219H169ZM127 219V218H126ZM183 219V220H182ZM184 219H187V220H184ZM220 219L222 220L223 218L222 217H220V216H218L217 218H216V221H218V222H220ZM61 220V221H60ZM83 220V221H82ZM148 220V221H147ZM164 222H168L167 223V225H166V223H164V224H162V222L163 221ZM169 220H171V221H169ZM174 220V221H173ZM192 220H195V222H193ZM245 219H243V221H244ZM252 220V219H251ZM251 220H246L245 222H247V224L248 225H256V222H257V220L256 219H253V221H251ZM56 221V222H57ZM82 221V222H81ZM147 221V223H145ZM182 221H184V222H182ZM215 221V222H216ZM89 222V223H88ZM121 222V223H120ZM182 222V223H181ZM203 222V223H202ZM253 222H254V224H253ZM63 223V222H62ZM118 223V224H117ZM120 223V224H119ZM137 223V224H136ZM139 223H141V224H139ZM156 223V224H155ZM160 224V226H161V228H159V230L157 231V229H158V227H160L159 226V224ZM193 223H196L197 225H195V224H193ZM199 223V224H198ZM89 224V225H88ZM145 224H146V226H145ZM149 224V225H148ZM154 224V225H153ZM193 224V225H192ZM148 225V226H147ZM152 225V226H151ZM157 225V226H156ZM166 225V226H165ZM246 225V224H245ZM75 226V227H74ZM90 226V227H89ZM116 226H118V227H116ZM138 226V227H137ZM164 226V227H163ZM247 226V225H246ZM62 227V226H61ZM70 227V228H69ZM89 227V228H88ZM122 227V226H121ZM141 227V228H140ZM142 227H144V229L142 228ZM156 227H157V229H156ZM163 227V228H162ZM69 228V229H68ZM73 228V229H72ZM75 228V229H74ZM82 228H84V229H82ZM87 228V229H86ZM117 228V230H118V232H117V230L115 231V229ZM151 228H154L155 230H153V229H151ZM72 229V230H71ZM109 229V231H107ZM133 229V230H132ZM70 230V231H69ZM82 230V231H81ZM86 230V231H85ZM143 230V231H142ZM151 232H150V231ZM152 230L155 232V236H154V232H152ZM57 231L59 232V228L57 229ZM68 231H69V233H68ZM148 231H149V233H148ZM250 230H248V231H246V233L250 236L248 239H249V241H250V244H249V241H247L248 243L247 244H249V246H255L253 249L256 251L255 253L256 254H258L257 252H259V254H262V253H264V251H263V249H264V244H263V246H262V248L258 245L259 243L257 242V240H255L254 239V237L251 235V231L249 232ZM57 232V233H58ZM103 232H106L105 234H104V237H105V235H107V234H109V236H108V238L110 239V240H107L108 238H104V237H102L103 236ZM157 232V233H156ZM70 234V235H68V234ZM113 235H112V234ZM139 233H141L140 235H139ZM152 233H153V235H152ZM61 234H59L60 236H61ZM64 234H66V235H64ZM75 234V235H74ZM86 234V233H85ZM117 234V237L115 236V235ZM134 234H135V231H134ZM119 235V236H118ZM137 235H139V236H137ZM149 235H152V237L150 238V236L148 237ZM24 235H22V238L24 239V240H26V239H28L30 236H29V234L27 235L26 234V236H24ZM29 236V237H28ZM86 236V235H85ZM106 236V237H107ZM141 236V237H140ZM102 237V238H101ZM116 237V239H113V238H115ZM138 237V238H137ZM140 237V238H139ZM150 239V241H149V239ZM155 237V238H154ZM94 238V239H93ZM104 238V239H103ZM140 239V240H139ZM141 239H142V241H141ZM247 239V240H248ZM65 240V241H64ZM68 240H69V242H68ZM73 240V241H74ZM96 240V241H95ZM112 240H114L113 242H111ZM137 240V241H136ZM135 241H136V243H135ZM155 241V240H154ZM252 241V242H251ZM99 242V243H98ZM102 242V243H101ZM127 242V243H128ZM151 242V243H150ZM254 242V243H253ZM256 242V243H255ZM63 243V244H64ZM261 243V242H260ZM131 244H133V245H131ZM153 244V243H152ZM174 245L176 244L175 242L173 243ZM255 244V245H254ZM257 244V245H256ZM141 247H140V246ZM177 246V245H176ZM251 246V247H252ZM131 247V248H130ZM140 247V248H139ZM149 247V246H148ZM256 247H258V248H260V249H255ZM132 248H134L133 250H132ZM85 250H89V247L87 248H84ZM102 249H103V247H102ZM37 250L39 251V253L41 252L42 253V250H41V248H39L38 249V247H37ZM85 250H83L84 252H85ZM112 250V249H111ZM260 250V251H259ZM261 250H262V253H261ZM135 251V252H134ZM86 253V252H85ZM134 253H136V254H134ZM258 254V255H259ZM135 255V256H134ZM96 256H98V258H99V255H97L96 254ZM95 256V258L96 259H94V256H93V259L95 260V261H97V257ZM122 256H124V257H122ZM131 256V257H130ZM134 256V257H133ZM184 256V255H183ZM182 256V258L185 260V256L183 257ZM122 257V258H121ZM128 260L127 262H125L126 260ZM134 258V259H133ZM182 259V260H183ZM115 260V261H114ZM123 262H122V261ZM133 262H132V261ZM138 260V261H137ZM113 261H114V263H113ZM121 261V262H120ZM135 261V262H134Z\"/></svg>","mask_w":264,"mask_h":264},{"label":"bare ground","instance_id":"6f19581e","mask_svg":"<svg viewBox=\"0 0 264 264\" xmlns=\"http://www.w3.org/2000/svg\"><path fill=\"white\" fill-rule=\"evenodd\" d=\"M73 2H74V4H72V7L74 8V9H79V7L81 8V12L79 11V10H74L72 7V9H73V12H74V14H75V16H77L76 18H79V16H80V18L81 19H83L84 18V20H85V16L88 18L89 16H90V18H94L95 16H96V13H94V12H92V10L93 9H91V7H90V3H91V1H93V0H90V2L87 0V2L85 1V0H72ZM84 1L87 3V5L88 4H90L87 8H85V7H83V6H79L80 4H83L84 6H85V4L86 3H84ZM146 1H149L150 2V4L153 6V4H152V1H157V0H137L136 2L134 1H132V3H129V4H131V6L130 7H132L133 6V4H135L134 6L136 7V8H134L135 10L133 11V12H131V13H134L133 15H135V16H132L131 17V13L130 14H126L125 12L127 11H125L124 10V8H123V11H124V13L126 14V15H124V13L122 12L121 14H122V16L124 15V16H126V17H121V14L119 13V11H118V7L116 6V8L117 9H115L114 7H113V5L110 7V9L113 7L116 11H118V14H119V16L121 17V18H125V20H123V19H121V18H119L118 16H116L117 18H115L114 17V19H113V15L114 14H112V12H114L112 9H111V11L108 9V8H106V9H108V11H110L109 13H107V11H106V13H105V15L107 14V16H108V14L110 15V14H112V16H110V19L112 18L113 19V21L116 19H118L117 21H119V22H117L116 20L114 21L115 22V24L117 23V25H114V27H113V25H111V27H113V29L111 28H109L110 30H112V31H114V29H115V32H113V34L115 33V35H113L114 36V38H113V36H112V38H111V43L113 42V41H118L119 39H121V43H123L124 41H126V44H128V42H127V40H129V42H130V45H132V46H130V47H132L131 49H128L127 47H124L122 44H120L119 42H120V40H119V42H114L115 44H118V45H122V50H120V52L122 51V56H127V55H124V53H125V50H130V51H128V52H126L127 54H129L127 57L129 58V60L131 59V61H129V62H132V60H133V62H134V64H137V62L139 61V62H141V64H142V62H146V61H151V58H150V56L147 58V60H146V57H145V54L147 53V49H148V52H150V50L149 49H152V48H150V46H152L151 44L153 43L150 39H148V38H150L149 36H148V38H146V37H142V36H140V34L144 31V28H146V31L148 32V31H150L151 29L150 28H152V31H151V33H153L154 31H155V34L157 33L156 32V30H157V28H155V22H156V20H155V15L153 14V12H152V6L149 8V6H146L148 3H146ZM161 1V0H160ZM210 1V0H209ZM254 1H256V0H254ZM22 2V1H21ZM59 2H60V0H59ZM69 1H67V3L65 2V0H63V3H57L58 5H56L57 6V10H54L53 12H52V14H50V15H45L43 18H40V16L38 17V15H39V13L42 11L41 9H38V6H39V4H38V0H23V3L25 4V6L24 7H22V8H6V7H4V6H2V7H0V56H1V54H3V52H7V55L8 54H10L11 56H12V58H13V62L11 63V62H9V64H8V66H7V69L9 70L10 69V71L11 72H9L8 73V75H7V79H6V81H5V78L3 77V75H0V82H2V84L3 85H6V86H8L10 83H13V85H15V86H18V88H19V93H16V95H15V97H12V99H6L5 97H4V95H2V94H0V176L2 177V176H4V175H6V169H7V167H10V165L9 166H7V164H11V162H14L15 161V155L13 156V153L12 154H10V155H6V157L5 156H3V155H5V153L7 152V154H8V152H10L11 151V149H12V151H14V148L17 150H19V148H23L22 146H26V145H28L27 143L28 142H30L31 141V139H33L32 138V136H31V138H30V135L32 134H35L37 131H41L45 126H44V124H45V121L48 119V115L50 114V112H51V110H50V108H51V106L53 105V100H55L54 99V97H53V95H54V87H53V85H51V82H50V85H49V87L48 86H45L46 84L44 83H42L41 84V82L39 83V78L41 77L40 75L42 74V73H44V70H45V68L46 67H48V65H50V62H51V60H53V58H55L56 56H58L59 57V61H60V63H57L58 65L60 64V68L62 69H64L63 70V73L61 74V76H63L62 77V84H64L62 87H64L65 86V90L63 91V93L64 92H66L65 93V95H66V97L68 98H70V99H68V100H70V101H73V98H74V101L73 102H71V105H70V107L71 106H73V105H75V106H73V108H71V109H73V112H75L72 116V118H69L68 120H70V122L72 121V120H74L75 121V123L74 122H72V126H73V123H74V125L76 126L75 128L76 129H74L75 130V132L77 133V135H76V137H77V142L76 141H74V143L76 142V143H78V144H76L78 147H77V152H74L75 154H77V155H75V157L77 156V159H76V161H78V163L76 164L75 163V165H76V167H77V165H78V167H77V173L75 172L76 170H74V172L77 174V175H74L73 177H72V174H70L71 176L70 177H68V176H66L65 177V179H66V183L69 185V184H71V183H73V182H76V183H82V181H84L85 179V177H86V173L88 174V173H90V170H88V167H90L91 168V166H88L87 165V156H86V154H87V152L89 151V153H90V151H92V150H90V149H88L87 150V148L89 147V146H92V140H91V145H89L88 146V141L87 140H89V139H86L87 137H86V134H85V132H86V125H88V122H87V124H86V115L87 114H85V113H87L86 112V108H85V106L87 105H85V103H87L88 101H86L87 99H86V87H85V84H87L86 82H85V80H87V79H85L86 77H84V75H82V73H81V71H80V67L82 66V64H83V60H84V58L85 57H83L84 56V53H83V50H82V48H84V46L82 45V39H84V37H85V39H86V37H87V35H85V36H83V34H85L86 32H85V30H87V31H90V30H92L95 26H94V22L92 23V21L90 20V18L89 19H87L86 20V23L83 21V23L84 24H86V25H84L83 24V26H84V28H83V26H81L82 24H77L76 22H74L72 19H74L75 18V16H74V14H73V18H69L68 17V19H66L65 21H63V22H59V23H57V22H55L56 21V19L54 18V14H56L57 12H59V11H66V10H68V8H67V6L68 5H70L69 3H68ZM178 2H180V1H178ZM93 3V2H92ZM96 3V2H95ZM95 3H93V4H95ZM112 3V2H111ZM169 3V2H168ZM174 3V2H173ZM253 3H255V2H253ZM22 4V3H21ZM23 4V5H24ZM128 4V3H127ZM157 4V3H156ZM161 4H162V2H161ZM166 5H167V3H165ZM207 4H208V2H207ZM206 4V5H207ZM106 5V4H105ZM104 5V6H105ZM193 5V4H192ZM95 6V5H94ZM104 6H102V7H104ZM126 6V5H125ZM156 6V5H155ZM158 6H160V5H158ZM202 6V5H201ZM53 7V6H52ZM78 7V8H77ZM108 7V6H107ZM206 7H208L207 8V10H205V11H209V14L208 15H216V12H218V10H217V8H219L217 5H214V3H212L211 1H210V3L206 6ZM205 7V8H206ZM255 7L256 8H259V7H261L262 9H264V0H258L256 3H255ZM91 9V11L90 12H88V9ZM94 8V7H93ZM105 8V7H104ZM104 8H102V9H104ZM120 8V7H119ZM198 8V7H197ZM201 7L199 6V9H200ZM51 9V8H50ZM89 9V10H90ZM121 9V8H120ZM141 11H140V10ZM202 9V8H201ZM200 9V10H201ZM203 11H204V9H202ZM75 11H77V12H75ZM83 11V12H82ZM94 11H95V9H94ZM103 10H101V13H103L102 12ZM105 11V10H104ZM115 11V12H116ZM122 11V10H121ZM139 11H140V16H142V15H144L145 16V20H146V23L143 21V19H144V17H142L141 19H142V21H143V23H142V21H141V23L142 24H146V26L142 29V27H143V25L141 26L140 25V23L138 22L140 19H139ZM202 11V12H203ZM51 12V11H50ZM138 12V13H137ZM81 13V14H80ZM82 13H83V15H82ZM98 13V12H97ZM103 13V14H104ZM117 13V12H116ZM129 13V12H128ZM155 13V12H154ZM200 13V12H199ZM204 13V12H203ZM77 14H79V15H77ZM165 14V13H164ZM204 14H206V13H204ZM83 17H82V16ZM99 15V14H98ZM127 15H128V17H127ZM130 15V16H129ZM222 15V14H221ZM115 16V15H114ZM157 16V15H156ZM160 16V15H159ZM174 16V15H173ZM99 18L100 17H102V19L103 20H101L102 22L101 23H103L105 20H107L106 18V16H101V14H100V16H98ZM104 17V18H103ZM106 17V18H105ZM109 17V16H108ZM133 18V17H135V18H137V19H135L134 18V20H138L137 22L139 23H137V26H139L140 25V28H141V30H140V28H138L139 30H136V32H138L139 31V34H138V36H140L141 37V39H139L140 37H138L137 36V33L135 32V31H133V28H135L134 27V23L132 24L133 25V28L130 26V19L131 18ZM163 17H165V16H163ZM214 17H216V16H214ZM96 18V17H95ZM158 18V17H157ZM217 19H218V17H216ZM81 19H74L75 21H77L78 20V22L79 23H82V20ZM98 19V18H97ZM101 19V18H100ZM99 19V20H100ZM166 19V18H165ZM220 19H221V17H220ZM80 20V21H79ZM95 20V19H94ZM93 20V21H94ZM132 20V19H131ZM155 22H154V21ZM159 20V19H158ZM157 20V21H158ZM176 20H177V18H176ZM214 20V19H213ZM219 20V19H218ZM89 21H91V23H88V25H87V22H89ZM96 21V20H95ZM109 19H108V22L107 23H109ZM112 20H111V22L112 23H114ZM124 21H126L127 23H125ZM161 21V20H160ZM167 21V20H166ZM165 21V22H166ZM221 21V20H220ZM223 21V20H222ZM225 21V20H224ZM110 22V24H112ZM129 22V23H128ZM132 22V21H131ZM134 22V21H133ZM159 22V21H158ZM169 22V21H168ZM168 22H166V23H168ZM205 22H207V21H205ZM211 22H214V21H211ZM97 23H99V22H95V25L97 24ZM100 23V24H101ZM105 23V22H104ZM120 25H119V24ZM136 23V22H135ZM161 23H162V21H161ZM163 23H164V20H163ZM162 23V24H163ZM177 23V22H176ZM176 23L174 24V26H177L176 25ZM180 23V22H179ZM185 23H187V22H185ZM210 23V22H209ZM216 23V22H215ZM221 23V22H220ZM224 24H226V23H229L230 24V22H223ZM156 24H157V22H156ZM160 24V23H159ZM172 24V23H171ZM181 24V23H180ZM203 24V23H202ZM107 25V24H106ZM149 27H148V26ZM158 25V24H157ZM205 25V24H204ZM217 25V24H216ZM228 25V24H227ZM231 25V24H230ZM87 26V29L85 28ZM89 26V27H88ZM97 26H98V28L100 27L98 24H97ZM103 26V24L101 25V27ZM104 26H105V24H104ZM110 25H108V27H109ZM129 26V27H128ZM136 26V27H137ZM163 26H164V24H163ZM166 26V25H165ZM164 26V28H167V27H165ZM173 26V25H172ZM182 26V25H181ZM186 26V25H185ZM67 27H70V31H71V39L72 40H70V45H64V44H56V46L55 47H53L52 48V45H53V40L54 39H59V37H58V34H59V32H61L60 31V29H62V28H67ZM107 26H106V30H105V27H104V30L106 31L105 32V34L107 35V32H108V30H107V28H108ZM127 27H128V30H127ZM154 27V28H153ZM157 27V26H156ZM158 27H159V25H158ZM169 27H171V25H169ZM211 27H212V25H211ZM220 27V26H219ZM226 27V26H225ZM228 28L230 27V28H233V27H231V26H227ZM97 28V31L99 30V31H101V29L103 28H99L98 29ZM131 28H132V30H131ZM148 28H149V30H148ZM160 28H163V27H160ZM160 28L158 29V30H160ZM163 28V29H164ZM176 28V27H175ZM178 28V27H177ZM218 28V27H217ZM222 28V27H221ZM220 28V29H221ZM257 28V27H256ZM72 29V30H71ZM135 29H137V28H135ZM155 29V30H154ZM168 30L170 29V28H167ZM213 29V28H212ZM219 29V30H220ZM104 30H102L101 32L103 33V31ZM109 30V31H110ZM168 30H166L165 29V31H163L164 33V35L165 34H167L168 32H166V31H168ZM173 30H175V29H173ZM182 30V29H181ZM181 30H179V31H181ZM208 30H210V29H208ZM214 30V29H213ZM217 30V29H216ZM262 30V29H261ZM264 30V29H263ZM72 31H73V34H72ZM95 31V33L93 34V32ZM98 31V32H99ZM131 31V32H130ZM146 31H145V33H146ZM170 31H171V29H170ZM170 31H169V33H168V35L170 34L171 35V33H170ZM178 31V30H177ZM225 31H226V28H225ZM230 32L232 31V30H229ZM98 32H96V29L94 28V30L93 31H91V32H89V33H92V35L91 34H89L90 36H88V37H93V35L95 36L96 35V33H98ZM100 32V33H101ZM134 32L136 33V35L134 34ZM162 32V31H161ZM166 32V33H165ZM233 32V31H232ZM100 33H99V37H100ZM110 33V32H109ZM112 33V32H111ZM128 33H130V35L128 34ZM144 32L142 33V35L144 36V34H145ZM151 33H149V34H151ZM160 33V32H159ZM159 33H157L158 35H159ZM182 33V32H181ZM187 32H185L184 31V34H186ZM190 33V32H189ZM219 33H221V31H219ZM224 33H226V32H224ZM264 33V32H263ZM104 34V35H105ZM121 34V35H120ZM154 34V36L156 37V35ZM214 34V33H213ZM242 34V33H241ZM103 35V34H102ZM117 35H118V37H121L122 35V37L124 38V40L122 39V38H119V39H116V37H117ZM126 35H128V36H126ZM132 35V36H131ZM134 35V36H133ZM146 36H147V33L145 34ZM163 35V36H164ZM175 35V34H174ZM188 35V34H187ZM191 35V34H190ZM226 35H228V34H226ZM245 35V34H244ZM258 35H259V33H258ZM262 35V34H261ZM83 36V37H82ZM110 36V37H111ZM125 36L127 37V40L125 39ZM150 36H152V35H150ZM162 36V37H163ZM230 36V35H229ZM109 37V36H108ZM117 37V38H118ZM130 37H132V39H128V38H130ZM138 37V38H137ZM153 37V36H152ZM165 37V36H164ZM168 37H170V36H167V38ZM174 37V36H173ZM233 37V36H232ZM248 37V36H247ZM259 37H260V35H259ZM102 38V37H101ZM100 38V39H101ZM107 38V37H106ZM154 38V37H153ZM175 38V37H174ZM173 38V40L171 39V41L172 42H174V39ZM181 38V37H180ZM184 38V37H183ZM84 39V40H85ZM87 39H90V38H87ZM98 39V37L96 38V40ZM99 39V40H100ZM108 39V38H107ZM113 39V40H112ZM115 39V40H114ZM226 39V38H225ZM261 39V38H260ZM93 40V39H92ZM91 40V41H92ZM105 40V39H104ZM122 40H123V42H122ZM152 42H150V41ZM158 40V39H157ZM160 40V39H159ZM161 40H162V38H161ZM177 40V39H176ZM230 40V39H229ZM86 42H89L88 40H85ZM110 41H108L109 43H110ZM155 41V40H154ZM164 41H165V39H164ZM169 41V40H168ZM184 41H185V39H184ZM257 41V40H256ZM259 41V40H258ZM84 42V41H83ZM92 42H95V41H92ZM100 42H101V40H100ZM156 42V41H155ZM176 42V41H175ZM187 42V41H186ZM264 42V41H263ZM96 43V42H95ZM162 43V42H161ZM178 43V42H177ZM190 43V42H189ZM84 44H85V42H84ZM115 44H113L115 47H116V45ZM155 44V43H154ZM153 44V45H154ZM170 44V43H169ZM176 44V43H175ZM183 44V43H182ZM95 45V44H94ZM98 45V44H97ZM106 45V44H105ZM112 45V46H113ZM171 45V44H170ZM179 45V44H178ZM98 46H100V45H98ZM172 46V45H171ZM177 46V45H176ZM93 47V46H92ZM109 47V46H108ZM114 47V48H115ZM129 47V46H128ZM153 47V46H152ZM168 47V46H167ZM93 48H96V47H93ZM100 48V47H99ZM98 48V49H99ZM113 48V47H112ZM124 48H126L125 50H124ZM85 49H86V46H85ZM97 49V52L99 51ZM92 50H94V49H92ZM116 50V49H115ZM124 50V51H123ZM95 51V50H94ZM105 51V50H104ZM152 51V50H151ZM153 51L155 52L156 50L155 49H153ZM176 51H178V50H176ZM209 51V50H208ZM120 52H118V53H116V54H119ZM124 52V53H123ZM153 52V53H154ZM157 52V51H156ZM184 52V51H183ZM204 52V51H203ZM93 53V52H92ZM91 53V54H92ZM99 53L100 52H98V59L100 58V56H99ZM125 53V54H126ZM151 53V52H150ZM160 53V52H159ZM163 53V52H162ZM210 53V52H209ZM217 53V52H216ZM6 54V53H5ZM94 54V53H93ZM92 54V55H93ZM95 54H97V53H95ZM95 54H94V56H95ZM149 54V53H148ZM148 54L146 55V56H148ZM215 54V53H214ZM263 54V53H262ZM152 55V54H151ZM161 55V54H160ZM91 56V55H90ZM116 56V55H115ZM114 56V57H115ZM154 56V55H153ZM158 56V55H157ZM171 56V55H170ZM210 56V55H209ZM119 57V56H118ZM124 57H122V59L124 58ZM164 57V56H163ZM166 57V56H165ZM112 58V57H111ZM111 58L109 59V60H111ZM116 58H117V56H116ZM115 58V59H116ZM167 58H169V57H167ZM206 58V57H205ZM212 58H214V56H212ZM217 58V57H216ZM264 58V56L261 58L262 60H264L263 59ZM91 59H92V57H91ZM90 59V60H91ZM95 59H96V56H95ZM139 59H141V60H139ZM220 59V58H219ZM259 59V58H258ZM89 60V59H88ZM89 60V61H90ZM105 60V59H104ZM128 60V59H127ZM126 59H125V61H127ZM144 60V61H143ZM257 60V59H256ZM95 61V60H94ZM100 61V60H99ZM116 61H117V59H116ZM119 61H121V60H119ZM125 61L123 62V63H125ZM137 61V62H136ZM153 61V60H152ZM191 61V60H190ZM222 61V60H221ZM101 62H102V59H101ZM100 62V63H101ZM118 62V61H117ZM117 62H115L118 66H121V67H123L124 68V66H122L123 65V63H120V64H122V65H119V63H117ZM128 62V61H127ZM139 62H138V64H139ZM212 62V61H211ZM223 62V61H222ZM258 62V63H257ZM106 62L104 61V64H105ZM146 63H149V62H146ZM164 63V62H163ZM162 63V64H163ZM195 63V62H194ZM200 63V62H199ZM198 63V64H199ZM56 64V65H57ZM72 65V67H73V64H75L76 66H77V68H79V69H74V71L76 70V75H75V77L72 75V76H70L69 75V70H65L66 68H68V66L69 65ZM91 64V63H90ZM94 64H96V62H94ZM98 64V63H97ZM96 64V65H97ZM104 64H102L101 63V67H109V64L108 65H104ZM113 64V63H112ZM126 64V63H125ZM129 64V63H128ZM128 64H126V65H128ZM132 64V63H131ZM140 64V65H141ZM150 64V63H149ZM153 64L154 65H156L154 62H153ZM171 64V63H170ZM217 64V63H216ZM256 66L257 67H254V69L256 68V70L260 73V74H258L257 76H259L258 78H259V80H257V81H259V85H256L257 84V81H256V84H255V86H250L251 88L250 89H252L251 91L253 92V94L254 95H256L257 96V98H256V100H260L257 104H254L255 106H248V107H245V109H242V110H240V108H229L227 105H224V114L225 113H228V114H231V116L233 117V119H235L236 120V122H234V123H236V124H234L233 126V129L232 130H230V133H228V135H227V143H226V145H225V150H224V152H223V163H221L222 162V160H221V162H220V160H218V164H219V166H222V168H223V165H221V164H225V166L224 167H226L225 169L227 170L226 171V173H227V175H229V177L231 178V180H232V177H235V181L233 182L234 184H236L237 186H240L241 185V183H242V180L244 179H242V177L246 174V173H248L249 175H250V180H249V184H253L256 180H258V179H260V178H263V173H262V171L260 172V167L262 166V164H264V61H256ZM88 68H89V70H90V67L89 66H93V64H91V65H87V64H85ZM96 65L94 66V67H96ZM99 65V64H98ZM97 65V66H98ZM130 65V64H129ZM203 65V64H202ZM239 65V64H238ZM100 66V65H99ZM113 66H115V65H113ZM136 66V65H135ZM142 66V65H141ZM143 66H146L147 67V65L146 64H144ZM142 66V67H143ZM149 66V65H148ZM93 67V68H94ZM120 67V68H121ZM163 67V66H162ZM167 67V66H166ZM168 67H170V66H168ZM183 67V66H182ZM237 67V66H236ZM83 68H84V66H83ZM82 68V69H83ZM92 68V69H93ZM97 68V67H96ZM99 69H100V67H98ZM116 68V66L114 67V69ZM118 68V67H117ZM126 68V67H125ZM147 68H149V67H147ZM158 68H159V66H158ZM160 68H161V66H160ZM195 68H198V66L195 64V66H194V69ZM200 68V67H199ZM238 68V67H237ZM70 69V68H69ZM95 69V68H94ZM102 69V68H101ZM130 69L132 70L133 68L132 67H130ZM134 69H136V68H134ZM143 69H145V67L143 68ZM150 69V68H149ZM157 69V68H156ZM163 69L164 68H161V71L160 72H162L163 71ZM202 69V68H201ZM57 70H59V69H57ZM86 70V69H85ZM108 68H107V70H105V72L107 71L108 72ZM121 70H122V68H121ZM152 70H154V69H152ZM160 70V69H159ZM158 70V71H159ZM167 70V69H166ZM165 70V71H166ZM204 70V69H203ZM227 69H225V63H221V62H219L217 65H213V66H211L210 67V69H209V72H210V74H212L213 76H214V78L210 81L209 79H208V76H202V75H200L199 77H198V82H200L202 85L201 86H203L204 88H206V89H208V90H206V92L207 91H213L216 95H217V98H218V95H219V98L218 99H223L224 97H226V96H231L232 97V89L234 88V89H240V87H241V85H242V80H243V78L244 77H242L241 78V76H239V75H241V72L239 73V75H238V71L236 72H234L233 74H229L227 71H226ZM55 71V70H54ZM62 71V70H61ZM95 71V70H94ZM115 71H116V69H115ZM127 71V70H126ZM149 71V70H148ZM151 71V70H150ZM149 71V72H150ZM155 71V70H154ZM164 71V72H165ZM168 71V70H167ZM166 71V72H167ZM244 71V70H243ZM59 72V71H58ZM83 72V71H82ZM89 72V71H88ZM96 72V71H95ZM99 72H100V70H99ZM123 72H124V70H123ZM131 73V71L129 70V67H128V72L127 73ZM132 72H134L133 70H132ZM141 72V71H140ZM146 72H147V69H146ZM145 72V73H146ZM149 72H147L148 74H146L151 80H154V77H155V75L154 74H150L149 75ZM163 72V73H164ZM165 72V73H166ZM170 72V71H169ZM203 72V71H202ZM206 72V71H205ZM61 73V72H60ZM92 73V72H91ZM115 73V72H114ZM116 73H117V75H120V73H121V71L120 72H117L116 71ZM151 73V72H150ZM157 73V72H156ZM159 73V72H158ZM157 73V74H158ZM182 73V72H181ZM73 74V73H72ZM84 74V73H83ZM98 74V73H97ZM100 74V76L98 75V80H96L95 82V84H97V82L99 81H101L100 83H102V81L104 82V76L106 77V75L107 74H109V73H105L106 75H104V74H102L101 72L99 73ZM102 74V75H101ZM133 75L135 74V73H132ZM137 74H140V73H136L135 75H137ZM143 74H144V72H143ZM161 74V73H160ZM159 74V75H160ZM200 74H203V73H201L200 72ZM209 74V75H210ZM248 73L246 72V75H247ZM93 75H94V73H93ZM96 75V74H95ZM124 75V74H123ZM132 75V76H133ZM145 75V74H144ZM145 75V76H146ZM165 75V74H164ZM174 75V77H172V75H171V72H170V74H168L167 76H166V78H169L168 80H171L172 82L173 81H175L174 80V78H176L175 76H178L176 73L175 74H173ZM199 75V74H198ZM205 75V74H204ZM243 76L245 75V73L244 74H242ZM88 76V75H87ZM92 76V75H91ZM107 76H109V75H107ZM110 76H111V74H110ZM120 76H122V74L120 75ZM154 76V77H153ZM164 76V77H165ZM186 76V75H185ZM57 77V76H56ZM55 77V78H56ZM93 77V76H92ZM91 77V78H92ZM103 77V78H102ZM113 77V76H112ZM114 77H115V79H117L116 78V76L114 75ZM123 77V76H122ZM140 77H142V75H140ZM140 77H138L137 79L139 80V78ZM144 77V76H143ZM156 77H159L158 75L156 76ZM161 77V76H160ZM163 77V78H164ZM207 77V78H206ZM246 77V76H245ZM9 78L11 79L12 78V80L10 81L9 80ZM61 78V77H60ZM89 78V77H88ZM91 78L90 79H88V81L89 80H91ZM99 78H100V80H99ZM108 77H106V79H107ZM109 78H111V77H109ZM108 78V79H109ZM120 78V77H119ZM134 78V77H133ZM166 78L164 79V81L166 80ZM178 78H179V76H178ZM187 78V77H186ZM185 78V79H186ZM194 78V77H193ZM53 79V78H52ZM103 79V80H102ZM105 79V80H106ZM108 79H107V81H105L106 82V84H108ZM114 79V80H115ZM129 79H130V76H129ZM132 79V78H131ZM150 79L148 80V78H147V80L150 82V85H151V81H150ZM160 79V78H159ZM177 79V78H176ZM250 79V78H249ZM60 80V79H59ZM112 80H113V78H112ZM113 80V81H114ZM141 80V79H140ZM156 80V79H155ZM163 80V79H162ZM161 80V81H162ZM168 80H166V81H168ZM246 80V79H245ZM244 80V81H245ZM248 80V79H247ZM111 81V80H110ZM119 81H121L122 82V79L121 80H119ZM133 81H135L134 79H133ZM137 81V80H136ZM146 80H144V82H145ZM159 81V80H158ZM161 81H159V82H161ZM165 81V82H166ZM178 81H180V79H178L177 80V82ZM182 81V80H181ZM180 81V82H181ZM49 82H48V84H49ZM60 82V81H59ZM90 82V81H89ZM142 82V81H141ZM196 82V81H195ZM250 82V81H249ZM249 82L247 81V83L249 84ZM53 83V82H52ZM85 83V84H84ZM91 83V82H90ZM89 83V84H90ZM92 83H93V79H92ZM91 83V84H92ZM113 83V82H112ZM119 83V82H118ZM137 83V82H136ZM146 83V82H145ZM162 83V82H161ZM169 83V82H168ZM171 83V82H170ZM175 84H176V81L174 82ZM174 83H173V85H174ZM244 83V82H243ZM114 84H116V82L114 83ZM120 84V83H119ZM147 84V83H146ZM167 84V83H166ZM199 84V83H198ZM247 84V85H248ZM88 85V84H87ZM93 85V84H92ZM102 85V88H103V86L105 85L104 83H102L101 84ZM122 85V84H121ZM129 85V84H128ZM163 85H164V83H163ZM250 85V84H249ZM100 86V85H99ZM99 86H98V88H95V90L96 89H99ZM111 87L113 86V84H111L110 85ZM109 86V87H110ZM119 86V85H118ZM124 86H125V84H124ZM133 86V85H132ZM172 86V85H171ZM171 86H169V87H171ZM183 86V85H182ZM13 87V86H12ZM48 87V88H47ZM88 87V86H87ZM90 87V86H89ZM109 87H107V88H109ZM122 87V86H121ZM148 87V86H147ZM146 87V88H147ZM152 87H153V85H152ZM151 87V88H152ZM163 87V86H162ZM161 87V88H162ZM165 87V86H164ZM166 87H168V86H166ZM172 87H174L175 88V90H174V88H173V90L174 91H176L177 93H178V96L181 94V93H184V92H181L182 91V87H181V84H177V85H175V86H172ZM193 87V86H192ZM105 88H106V86H105ZM115 88H118L117 86H115ZM115 88H113V89H115ZM123 88V87H122ZM125 88V87H124ZM132 88V87H131ZM133 88H135V86H133ZM141 88V87H140ZM154 88V91L153 92H157V90H158V88H160V86H158V88H156L157 90H155V87H153ZM91 89V88H90ZM88 90V92L90 91L91 92V90ZM110 89V88H109ZM108 89V90H109ZM135 89H138V88H135ZM145 89V88H144ZM149 89H150V86H149ZM170 89V88H169ZM168 89V90H169ZM63 90V89H62ZM94 90V89H93ZM101 90V89H100ZM117 90L118 89H116V92H117ZM126 90V89H125ZM128 90V89H127ZM130 90H132V89H130ZM164 90H166L165 88H164ZM205 90V89H204ZM112 92H113V90H111ZM115 91V90H114ZM118 91H120V90H118ZM134 91V90H133ZM163 91V90H162ZM170 91H171V89H170ZM12 92H14V91H12ZM57 92V91H56ZM115 92V93H116ZM125 92V91H124ZM124 92H121L122 94L124 93ZM128 92H130L129 90L126 92V93H128ZM141 92H143L142 90H141ZM146 92V91H145ZM144 92V93H145ZM149 92V91H148ZM147 92V93H148ZM152 91H151V93H153ZM158 92H159V90H158ZM161 92V91H160ZM163 92H165V91H163ZM173 92V91H172ZM175 92V93H176ZM195 92V91H194ZM108 93H111V92H108ZM107 93V95H108V97L110 96L109 94ZM126 93H125V95H126ZM143 93V94H144ZM169 93H171V92H169ZM92 93H90V95H91ZM129 94V93H128ZM137 94H139V93H137ZM143 94H140V95H143ZM154 94V93H153ZM152 94V95H153ZM156 94V93H155ZM158 94V93H157ZM172 94V93H171ZM212 94V93H211ZM215 94H212V95H215ZM64 95V94H63ZM64 95V96H65ZM95 95H96V92H95ZM124 95V96H125ZM130 96H131V94H129ZM147 95V94H146ZM151 95V96H152ZM159 95H160V93H159ZM165 96L163 93H161V96ZM166 95H167V93H166ZM174 95V94H173ZM182 95H184V94H182ZM64 96H63V98H64ZM72 96V97H71ZM98 96V95H97ZM149 96H150V94H149ZM156 96V95H155ZM153 97L152 96V98H157V97ZM170 96V95H169ZM65 97V98H66ZM88 97V96H87ZM107 97V98H108ZM111 97V96H110ZM116 97V96H115ZM118 100H119V98L121 97L119 94H118ZM173 97H176V95L175 96H173ZM183 97V96H182ZM92 98V97H91ZM112 98H113V96H112ZM141 98V97H140ZM148 99L150 98V97H147ZM146 98V99H147ZM159 98V97H158ZM158 98L157 99H155V100H153L155 103H156V105H155V103L153 102V104H152V106H151V102L152 101H150V103L149 104H147L148 102H147V100L145 99V101L146 102H144V106H142V107H144L143 109H142V111L145 109L146 111H145V114H144V112H140L141 110H139V113H143V117H144V125L142 124V122H141V124L144 126L143 128L145 129V135H148V138H153V140L155 141V142H157V144L159 145H161L162 147H163V150H164V147L165 146H167V148H166V150H165V153H163V155H162V158L163 157H165V159L167 158L166 156H167V149H169V145L171 144L170 142H177L178 143V137L176 136V133L178 132V123H180V122H178L179 120H178V118L177 117H175L176 115H175V113H177V112H175L174 114H172V112H171V110L169 111L167 108H165L166 106H164L163 104V100H160V101H158L157 102V100H158ZM167 98V97H166ZM181 98V97H180ZM214 98V97H213ZM111 99V98H110ZM121 99V98H120ZM125 99V98H124ZM128 99H131L130 97L128 98ZM137 99V98H136ZM177 99H178V97H177ZM183 99V98H182ZM215 99V98H214ZM67 100V99H66ZM115 100V99H114ZM117 100V101H118ZM127 100V99H126ZM149 100H152V99H149ZM166 100V99H165ZM189 100V99H188ZM231 100H232V98H231ZM70 101H69V103H70ZM86 101V102H85ZM110 101V100H109ZM111 101H112V99H111ZM121 101H123V98H122V100ZM128 101V100H127ZM130 101V100H129ZM176 101V100H175ZM191 101V100H190ZM217 101V100H216ZM124 102V101H123ZM122 102V103H123ZM126 102V101H125ZM140 102V101H139ZM142 102V101H141ZM195 102V101H194ZM220 102V101H219ZM227 102V101H226ZM63 103H64V101H63ZM68 103V102H67ZM72 103H74V104H72ZM112 103H114V102H112ZM116 103H118V102H116ZM176 103H177V101H176ZM202 103V102H201ZM211 103V102H210ZM238 103V102H237ZM120 104V103H119ZM140 104V103H139ZM138 104V105H139ZM187 104V103H186ZM202 104H204V103H202ZM201 104V105H202ZM209 104V103H208ZM220 104V103H219ZM64 105H66L65 103H64ZM118 105V104H117ZM125 104H123L122 106H124ZM126 105H128L127 104V102H126ZM125 105V106H126ZM154 105H155V107H154ZM190 105H194V104H191L190 103ZM189 105V106H190ZM197 106H199V107H196V106H194V107H196V108H193V107H191L192 109H191V111L193 112V116H194V118H195V120H196V124L198 125V126H200V128H202V130H204L203 132H204V137H205V139H207L208 140V143H209V145L210 146H208V147H206V148H204V149H200V151L202 150V154H200V155H203L204 156V158H202V161L205 163V170H204V172L203 173H205L206 172V176L208 175V174H210V172L212 173V166H213V161H214V152H215V145H214V143L212 142V141H214V137H215V135H216V133H217V129H216V126H217V118L216 117H214L213 116V113L211 114V115H209V114H207L209 111H207V113H205V111L203 110V106H200V105H198V104H196ZM232 105V104H231ZM88 106V105H87ZM94 106V105H93ZM92 106V107H93ZM120 106V105H119ZM130 106V105H129ZM128 106V107H129ZM188 106V107H189ZM210 106V105H209ZM217 106V105H216ZM54 107V106H53ZM62 107H64V106H62ZM61 107V108H62ZM67 107H68V104H67ZM67 107H65L63 110H65V109H67ZM103 107H104V105H103ZM102 107V108H103ZM128 107H127V109H128ZM137 107V106H136ZM141 107V106H140ZM139 107V108H140ZM141 107V108H142ZM165 108V110H164V108ZM203 107V108H202ZM212 107V106H211ZM213 107H214V105H213ZM113 108H115V106L113 107ZM119 108V107H118ZM133 108V107H132ZM170 108H172V107H170ZM198 108H200L201 110H199ZM206 108V107H205ZM204 108V109H205ZM68 109H70L69 107H68ZM138 109V108H137ZM198 109V110H197ZM208 109H209V107H208ZM75 110V111H74ZM118 110V109H117ZM116 109H115V111H117ZM119 110H121L120 108H119ZM162 110V111H161ZM163 110H164V112H165V114H166V116H164V118H163V115H164V112H163ZM187 110V109H186ZM50 111V112H49ZM54 111V110H53ZM103 111V110H102ZM122 111H123V107H122V110H121V112L120 113H122ZM129 111V110H128ZM161 113H160V112ZM65 112H67V110L65 111ZM65 112H63L62 111V114L64 115V113ZM100 112V111H99ZM104 112V111H103ZM102 112V113H103ZM125 112V111H124ZM123 112V113H124ZM138 112V111H137ZM162 112H163V115L162 116H158V114L160 115V114H162ZM180 112H182V111H180ZM217 112V111H216ZM222 112V111H221ZM49 113V114H48ZM52 113V112H51ZM70 113V112H69ZM97 113V112H96ZM101 113V112H100ZM101 113V114H102ZM119 113V114H120ZM130 113V112H129ZM133 113V112H132ZM138 113V114H139ZM186 113H188V112H186ZM186 113H184V114H186ZM190 113V112H189ZM68 114V113H67ZM70 114H72V113H70ZM106 114V113H105ZM110 114V113H109ZM125 114V113H124ZM133 114H135V113H133ZM137 114V113H136ZM135 114V117L137 116ZM62 115V116H63ZM99 115V114H98ZM104 115V114H103ZM112 115H114L115 116V114H112ZM123 115V114H122ZM209 115V116H208ZM218 115V114H217ZM48 116V117H47ZM93 116H94V114H93ZM97 116V115H96ZM106 116L107 117H109L107 114H106ZM113 116V117H114ZM124 116V115H123ZM64 117H66V116H64ZM71 117V116H70ZM102 117V116H101ZM104 117H105V115H104ZM116 117V116H115ZM120 118H121V115L119 116ZM133 117V116H132ZM135 117H134V119H135ZM138 117L139 118H141V115L139 116L138 115ZM137 117V118H138ZM143 117H142V119H143ZM47 118V119H46ZM68 118V117H67ZM98 118H100V116H98ZM119 118V119H120ZM122 118H124V117H122ZM165 118H167V119H165ZM187 118V117H186ZM221 118V117H220ZM225 118V117H224ZM61 119V121H62V119L63 118H60ZM72 119V120H71ZM95 119V118H94ZM101 119H103V117L101 118ZM107 119V118H106ZM114 119V118H113ZM130 119V118H129ZM165 119V120H164ZM67 120V121H68ZM96 120H98V119H95V121ZM104 120V119H103ZM108 120V119H107ZM106 120V121H107ZM111 119L109 118V120L107 121V122H109ZM138 121H140L139 119H137ZM195 120H194V123H195ZM227 120V119H226ZM66 121V120H65ZM94 121V120H93ZM101 120L99 119V121L98 122H100ZM111 121H113V120H111ZM166 121V122H165ZM233 121V120H232ZM54 122V121H53ZM56 122V121H55ZM125 122V121H124ZM133 122V121H132ZM183 122V121H182ZM185 122V121H184ZM42 123H44L43 125H42ZM47 123V122H46ZM93 123V122H92ZM109 123H111V122H109ZM115 123V122H114ZM140 123V122H139ZM233 123V122H232ZM41 124V125H40ZM62 124H64V123H62ZM93 124H95V123H93ZM99 124V123H98ZM102 124V123H101ZM100 124V125H101ZM106 124V123H105ZM52 125H53V123H52ZM70 125V124H69ZM99 125V126H100ZM107 125V124H106ZM187 125V124H186ZM71 126V125H70ZM89 126V125H88ZM87 126V127H88ZM96 126V125H95ZM98 126V125H97ZM98 126V127H99ZM104 126V125H103ZM109 126V124L107 125V127ZM112 126V127H111ZM188 126V125H187ZM197 126V127H198ZM42 127V128H41ZM52 127H55V126H52ZM69 127V126H68ZM106 126H105V128L102 130V126H101V130L102 131H104V130H106V128H107ZM196 127V128H197ZM218 127V126H217ZM41 128V130H39ZM67 128V127H66ZM69 128H71V127H69ZM74 128V127H73ZM110 128H114L113 127V125H110ZM96 129V128H95ZM98 129V128H97ZM109 129V128H108ZM116 129V128H115ZM114 129V130H115ZM186 129V128H185ZM229 129V128H228ZM45 131L47 130V129H44ZM49 130V129H48ZM51 130V129H50ZM50 130H49V132H50ZM54 130V129H53ZM101 130L99 131V132H101ZM110 130V129H109ZM112 130V129H111ZM113 130V131H114ZM125 130V129H124ZM129 130H130V128H129ZM131 130H132V128H131ZM183 130V129H182ZM64 131V130H63ZM73 131V130H72ZM96 131V130H95ZM113 131H112V133H113ZM176 131V133H174ZM191 131V130H190ZM189 131V132H190ZM38 132V133H39ZM42 132V131H41ZM67 132H68V130H67ZM109 132V135H110V131H108ZM119 132V131H118ZM134 132V131H133ZM182 132V131H181ZM202 132V133H203ZM58 133V132H57ZM66 133V132H65ZM95 134H96V132H94ZM144 133V132H143ZM61 134V133H60ZM70 134H71V132H70ZM74 134V133H73ZM94 134V135H95ZM101 134H103V133H101ZM107 134V133H106ZM142 134V133H141ZM175 136H174V135ZM181 134H183V133H181ZM38 135V134H37ZM63 135V134H62ZM75 135V134H74ZM97 135V134H96ZM103 135H105V134H103ZM108 135V134H107ZM113 135V134H112ZM112 135H111V137H112ZM140 135V134H139ZM185 135V134H184ZM34 136H36V134L34 135ZM65 136H67V137H69V133H67V135H65ZM101 136V135H100ZM100 136H98V137H100ZM117 136H119V134L117 135ZM218 136V135H217ZM55 137H57L58 139H56V140H60L59 139V137L58 136H55ZM66 137V138H67ZM74 137V136H73ZM94 137H97V136H94ZM93 137V139H95L96 140V138H94ZM97 137V138H98ZM109 137V136H108ZM128 137V136H127ZM28 138H30L29 140L30 141H28ZM49 138V137H48ZM48 138L46 139V140H44V141H47L48 140ZM62 138V137H61ZM65 138V137H64ZM140 138V137H139ZM54 139V138H53ZM63 139V138H62ZM103 139H104V137H103ZM102 139V140H103ZM109 139V138H108ZM111 139V138H110ZM118 139H120V138H118ZM125 139V138H124ZM204 139V138H203ZM49 140H51V141H49ZM47 142H44V143H46V144H49L50 145V147H56V145H53V144H55L56 143V141H54V140H52V138L51 139H49ZM66 140V142H67V140H68V138L67 139H65ZM116 140V139H115ZM126 141L128 140V139H125ZM134 140V139H133ZM193 140V139H192ZM200 140V139H199ZM242 140H245V143H244V145H245V148H244V151H243V153H242V156H241V158H240V160L239 161H237V163H235V161L236 160H234L236 157L235 156H237V155H235L236 154V152H235V150H236V148H237V145H239L240 143V141L241 142H243ZM61 141V140H60ZM100 141V140H99ZM98 141V144L100 143ZM119 141V140H118ZM117 141V142H118ZM137 141V140H136ZM140 141V140H139ZM206 141V140H205ZM55 142V143H54ZM62 142V141H61ZM90 142V141H89ZM103 142V141H102ZM108 142H110V141H108ZM115 142V141H114ZM180 142V141H179ZM39 143V142H38ZM43 143V144H44ZM70 143H71V140H70ZM104 143H106L107 144V141L105 142L104 141ZM102 144L101 143V145H103L102 146V148L104 147V145L105 144ZM126 143H128V142H126ZM170 143V144H169ZM57 144V143H56ZM71 144H73V143H71ZM74 144V145H75ZM97 144V140H96V145H98ZM143 144V143H142ZM169 144V145H168ZM182 144H184V143H181L180 145H182ZM30 145V144H29ZM28 145V146H29ZM41 145V144H40ZM49 145H47V146H49ZM53 145V146H52ZM63 145H65V144H63ZM101 145L99 146V148H101ZM115 145V144H114ZM132 145H134V144H132ZM43 146H45V144L44 145H42V146H37L36 148H35V150H37V151H35V150H33V153L30 151V153L31 154H29L28 152H26L27 153V155L29 154V158L31 159L32 158V156L34 157V155H35V157H34V159L33 160H35V158L36 157H40V155L39 154H41L42 155V157H43V154H42V152H43V150H44V148H45V150H44V157L45 156H47V158L45 157V159L46 160H49V162H47V163H50L51 164V158L53 157V159H54V161H56L57 160V162H58V160H59V157L60 158H63V157H61V156H64L65 155V152H62V154H58V159H57V156H56V158L54 157L55 155H56V150H54L53 151V149L54 148H48L47 146L46 147H43ZM106 146H108V144L106 145ZM129 146V145H128ZM145 146V145H144ZM175 146V145H174ZM39 147H41V148H39ZM69 147H70V145H69ZM73 147V146H72ZM94 147H98V146H94ZM93 147V148H94ZM134 147V146H133ZM25 148V147H24ZM33 148H34V146H33ZM43 148V149H42ZM76 148V147H75ZM92 148V147H91ZM92 148V149H93ZM99 148H97V150H99ZM101 148V149H102ZM111 148V147H110ZM117 148H118V146H117ZM128 148V147H127ZM146 148V146L144 147V149ZM160 148V147H159ZM242 148V149H243ZM68 149V148H67ZM74 149V148H73ZM73 149H71L72 151H73ZM100 149V150H101ZM105 149V148H104ZM113 149V148H112ZM139 149V148H138ZM260 150L261 151V155H259V156H257L256 154L258 153H256V151L257 150ZM23 150V149H22ZM21 150V151H22ZM69 150V149H68ZM67 150V151H68ZM70 150V151H71ZM108 150H111V149H108ZM117 150V149H116ZM34 151H35V153H34ZM94 151H96V149H94ZM94 151H93V153L91 152L90 154H92V157H93V154H96V153H98V152H96V153H94ZM129 151V150H128ZM17 152V151H16ZM20 152V151H19ZM36 152H38V153H36ZM55 152V153H54ZM103 152H107L106 151V149H105V151H103ZM110 152V151H109ZM109 152H107L108 154H109ZM141 152V151H140ZM160 152H161V149H160ZM170 152V151H169ZM45 153H46V155H45ZM67 153V152H66ZM73 153V152H72ZM102 153V152H101ZM119 153V152H118ZM38 156H37V155ZM90 154H89V156H90ZM99 154H100V151H99ZM104 154V153H103ZM102 154V155H103ZM143 154V153H142ZM192 154V153H191ZM111 155V154H110ZM155 155H156V153H155ZM193 155V154H192ZM69 156H71L70 154H69ZM95 156H98L99 158L100 157H102L101 156V154L100 155H95ZM153 156V155H152ZM198 156V155H197ZM18 157V156H17ZM27 157V156H26ZM42 157H40L41 158V160L43 159ZM67 157V156H66ZM104 157V156H103ZM107 157V156H106ZM104 158L102 161H105V159L106 160H108L109 158ZM118 157V156H117ZM135 157V156H134ZM158 157H159V155H158ZM190 157V156H189ZM231 157H235L234 159H232ZM67 158H69V157H67ZM66 158V159H67ZM71 158H72V156H71ZM70 158V159H71ZM74 158V157H73ZM114 158V157H113ZM113 158H111L110 157V160L111 159H113ZM197 158V157H196ZM216 158V157H215ZM20 159V158H19ZM27 159V158H26ZM66 159H63V160H61V161H64L65 162V160ZM102 159V158H101ZM115 159V158H114ZM32 160V159H31ZM32 160V161H33ZM39 160V159H38ZM41 160H39L40 162L39 163H42L43 162V160L41 161ZM74 160V159H73ZM119 160V159H118ZM231 160H233V162L231 161ZM20 161H21V159H20ZM36 161V160H35ZM54 161H53V163L52 164H54ZM61 161H60V164H61ZM148 161V160H147ZM157 161V160H156ZM27 162V161H26ZM28 162H30V161H28ZM34 162V161H33ZM45 162V161H44ZM43 162V163H44ZM69 162H70V160H69ZM89 163H90V161H88ZM93 162V161H92ZM106 162V161H105ZM116 162H117V160H116ZM162 162V161H161ZM35 163V162H34ZM33 163V164H34ZM38 163V162H37ZM42 163V164H43ZM56 163V162H55ZM232 163H235V164H233L232 165ZM239 163V165L240 166H238L237 164ZM45 164V163H44ZM57 164V163H56ZM55 164V165H56ZM97 164V163H96ZM107 164V163H106ZM161 164V163H160ZM29 165H31L30 163H29ZM36 165H38V164H36ZM59 165V164H58ZM94 165V164H93ZM109 165H111V164H109ZM141 165V164H140ZM158 165V164H157ZM61 166V165H60ZM107 166H108V164H107ZM127 167L129 168V166L127 165ZM132 167V166H131ZM162 167H164V166H162ZM239 167H241V168H239ZM242 167L244 168L243 170V176L241 175V172H240V169L242 170ZM11 168V167H10ZM10 168H8V169H10ZM55 168V167H54ZM65 168V167H64ZM89 168V169H90ZM105 168V167H104ZM107 168V167H106ZM124 168V167H123ZM133 168V167H132ZM145 168H146V166H145ZM144 168V169H145ZM221 168V167H220ZM7 169V170H8ZM135 169V168H134ZM148 169V168H147ZM163 169V168H162ZM161 169V170H162ZM11 170V169H10ZM18 170V169H17ZM52 170V169H51ZM122 170V169H121ZM120 170V171H121ZM214 170H216V169H214ZM224 170V169H223ZM18 171H20V167H19V170ZM54 171V170H53ZM52 171V172H53ZM57 171V170H56ZM58 171H59V169H58ZM225 171V170H224ZM51 172V173H52ZM127 172V171H126ZM140 172V171H139ZM157 172H158V170H157ZM164 172H165V170H164ZM72 173H73V171H72ZM75 173H73V174H75ZM129 173V172H128ZM166 173V172H165ZM223 173V172H222ZM12 174V173H11ZM56 174H57V172H56ZM64 174H65V172H64ZM125 174V173H124ZM162 174V173H161ZM98 175V174H97ZM130 175V174H129ZM140 175H141V173H140ZM147 175V174H146ZM205 175V174H204ZM11 176L12 175H10V178H11ZM14 176V175H13ZM48 176V175H47ZM65 176V175H64ZM92 176V175H91ZM101 176V175H100ZM248 176V175H247ZM1 177H0V181H1ZM17 177V176H16ZM98 177V176H97ZM127 177V176H126ZM139 177V176H138ZM160 177H162V176H160ZM170 177V176H169ZM229 177H228V179H229ZM47 178V177H46ZM128 178V177H127ZM146 178V177H145ZM246 178H249V177H246ZM245 178V179H246ZM55 179V178H54ZM84 179V180H83ZM95 179V178H94ZM129 179V178H128ZM132 179V178H131ZM131 179H130V181H131ZM5 180V179H4ZM76 180V181H75ZM100 180V179H99ZM133 180V179H132ZM147 180V179H146ZM150 180V179H149ZM96 181V180H95ZM98 181V180H97ZM260 181H263V180H261L260 179ZM260 181H258V182H260ZM55 182V181H54ZM58 182V181H57ZM174 182V181H173ZM245 182V181H244ZM243 182V183H244ZM50 183V182H49ZM81 183H80V185H81ZM95 183V182H94ZM128 183H130V182H128ZM175 183V182H174ZM261 183V182H260ZM84 184V183H83ZM86 184V183H85ZM124 184V183H123ZM223 184H225V182L223 183ZM233 184V185H234ZM238 184H240V185H238ZM248 184V185H249ZM261 184H263V183H261ZM47 185V184H46ZM96 185V184H95ZM101 185V184H100ZM156 185H157V183H156ZM160 185V184H159ZM176 185V184H175ZM235 185V186H236ZM48 186V185H47ZM118 186V185H117ZM129 186V185H128ZM141 186V185H140ZM145 186V185H144ZM155 186V185H154ZM158 186V185H157ZM169 186V185H168ZM217 186V185H216ZM249 186H251V185H249ZM248 186V187H249ZM260 186V185H259ZM49 187V186H48ZM78 187V186H77ZM85 187V186H84ZM97 187V186H96ZM123 187V186H122ZM148 187V186H147ZM241 187V186H240ZM252 187V186H251ZM261 187V186H260ZM53 188V187H52ZM70 188V187H69ZM68 188V189H69ZM81 188V187H80ZM82 188H83V186H82ZM98 188V187H97ZM100 188V187H99ZM98 188V189H99ZM127 188V187H126ZM150 188V187H149ZM156 188V187H155ZM158 188V187H157ZM234 188V187H233ZM237 188V187H236ZM244 187H243V185H242V187L240 188V189H243ZM250 188V187H249ZM35 189H36V187H35ZM55 188H53V191H54V193L56 194V190H54ZM97 189V191L98 192H101V191H99ZM125 189V188H124ZM128 189V188H127ZM142 189V188H141ZM145 189V188H144ZM163 189V188H162ZM215 189V188H214ZM92 190V189H91ZM135 190V189H134ZM160 190H161V187H160ZM235 190V189H234ZM238 190V189H237ZM245 191L247 190V189H244ZM253 190V189H252ZM42 191V190H41ZM53 191H51V188L49 187V190H46L45 191V193L42 191V193L41 194H39V193H37L35 190L32 192V190H31V192H29V194L27 193V194H24V192H23V189L20 191H18V193H19V195H21L22 196V193L24 194V196H23V198L21 199V200H18L17 202H12V199H8L7 200V197L9 198V195L7 196V190L5 189V191H4V189L2 190V187H0V211H3V212H5V216L4 217H2L1 215H0V264H111V259H109L110 257H112V258H120V257H118L120 254L121 255H126L125 253H129L130 251H131V249H130V251H129V249H128V244L130 243V242H128L129 240L130 241H132L131 239H129V238H131L133 235H134V237H136L135 235H136V230L134 229V231H135V234H134V231H132V233H133V235L131 236V235H128L130 232V225H129V223L128 222H130L131 223V221H135L136 219V217H138L137 215H141V220H142V222L145 220H143V218H142V216H143V214L145 213V211H146V209L148 210V209H150L149 207L148 208H146V205H148L149 203L147 202V200L149 201L150 199H149V197H148V195H147V197H148V199H146V203H148V204H145V202H143V201H145V199L143 200L142 198H140V197H138V195H137V197H133V196H136V192L135 193H133L134 195L133 196H131L130 195V191H127L128 192V194L129 195H126L127 194V192H126V194H125V191H126V189H125V191H124V196L123 197H119V198H115L114 197V200L112 201V202H114L113 204L115 205V206H117V208L119 207L120 208V210H121V208H126L125 210L126 211H128V210H131V208L130 207H132V210H134L133 208H135V207H139V205H144V206H140L139 208H143V210H145V211H143V213L141 214V212L140 211H138L137 209H135V210H137L138 212H133L132 211V213H131V211L129 212V214H128V212H127V214L129 215V217H125L124 219H123V222H122V225L120 224V228L118 229L119 230V232H118V230H117V228L115 229V231L117 230V232L118 233H120L121 232V235L116 239V237H117V234L115 235L116 237L115 238H113V239H116L117 241H115L116 242V244L115 245H118L117 247H119L118 249L119 250H115V249H113L112 247H113V244H111L110 243V241L108 242H106V241H104V244H102V246L101 247H99V245L100 244H98V245H94L93 243H92V239H90V238H92L93 236H95V238H96V235H98L99 233H100V231L101 230H103L104 231V229H102V228H104L105 226V224H106V221H109L106 225H109L110 226V224L112 223H110V215L108 214V216L109 217H107L106 215H103V213L105 212V210H107V209H105V210H103L104 212L103 213H101L100 211H102L99 207H100V202H102V200L100 201V197H98V196H96L95 194L97 193V191H96V193L94 194V196L92 195H89V192H88V194H84V196L83 197H79L80 199L78 200V199H69V200H67V205L68 206H70L72 209V215H71V219H73V221L75 222L74 224H76V226L77 227H79L80 226V221H78L80 218H79V215L81 216V215H88V213L89 212H92V213H94V211H95V213H98V212H100V215L102 214V216L101 217H97L95 220H94V223H93V225L89 228V230H85L86 232H83L84 234H82V236H81V241H78L77 239H72L71 238V236L69 237L68 236V238H70V242L72 241V244H71V246L69 247V248H64L65 246V243L63 242V240L62 239H65V236L63 237L62 236V234L63 233H65L66 231V228H65V226H67V224L69 223V221L68 220H65L64 221V219L62 220V222H61V226H59V222L57 221V220H55V222L54 221H52L50 218H49V216H48V218H45L46 217V214L47 215H50L49 213H51L52 212V208H53V206H52V204H50L49 205V203H47L48 205H44L45 204V201L47 200H50V199H48V197L49 198H52V200H53ZM75 191V190H74ZM73 191V192H74ZM105 191V190H104ZM146 191V190H145ZM198 191H200L199 193H197ZM206 191V190H205ZM233 191V190H232ZM244 191V192H245ZM259 191V190H258ZM61 192V191H60ZM66 192V191H65ZM84 192V191H83ZM94 192V191H93ZM119 192V191H118ZM117 192V193H118ZM142 192V191H141ZM157 192V191H156ZM197 198L199 197V194H201V193H203L204 191H201V190H197ZM239 192H240V190H239ZM238 192V193H239ZM252 192V191H251ZM254 192V191H253ZM257 192V191H256ZM9 193V192H8ZM26 193V192H25ZM103 193V194H102ZM101 194H102V197H103V195L105 194V192H102ZM163 193H165V192H163ZM187 193V192H186ZM237 193V192H236ZM260 193V192H259ZM259 193H258V195H259ZM262 193V192H261ZM62 194V193H61ZM66 194H67V192H66ZM100 194V195H101ZM146 194V193H145ZM157 194H158V192H157ZM167 194V193H166ZM264 194V193H263ZM81 195V194H80ZM79 195V196H80ZM97 195H99V194H97ZM99 195V196H100ZM144 195V194H143ZM150 195V194H149ZM152 195V194H151ZM205 195H207V193H205V194H201V196H200V198H201V200L202 201H204L203 203H205V205L204 206H208L209 208H204V209H201V208H199V209H201L200 211L199 210H197V209H195V210H197L196 212H193L194 213V216H193V213H192V215H191V217H195V219H197V220H199V219H201V220H204L202 223H203V226H201V227H198L197 228V224L196 223H193V224H195V225H197V226H195L194 227V225L192 226V227H190V225L191 224H189L187 227H185L186 226V224H187V222H186V224L185 223H183L184 225L182 226V224H179V225H176V226H172V224H170V225H168L167 227H165V228H163V229H161V231L162 232H160V234L158 233L157 235H156V237H157V239L155 238L153 241H152V239H151V242L153 243H151V246L150 245H148V242L145 240V239H143L144 241V244H140L141 246H142V248L138 251V255H136V258H138L139 257V264H264V253H262V250H261V253L262 254H259V252H257L258 254H256L255 252L257 251H255L253 248L255 247H253L252 245V247L251 246H249V244H250V241H249V233L247 234L246 233V231H248V230H250L249 232L251 233V235L254 237V239L255 240H257V242L259 243L258 245L262 248V246H263V244H264V207L263 208H261L260 207V205H259V203H257V204H255V205H258V209L256 208L255 210H244V209H241L240 207H236V208H234V207H229V208H227V209H218L217 207L216 208H213V209H211V207L212 206H210V204L208 205V203H206V201H208V199L206 198L207 196H209V195H207L206 197H205ZM255 195V194H254ZM260 195H262V194H260ZM44 196H48L47 197V199L46 200H44ZM96 196V197H95ZM155 196V195H154ZM237 196H239V195H237ZM55 197H56V195H55ZM105 198H107V195L106 196H104ZM142 197V196H141ZM143 197H145V195L143 196ZM259 197H261V196H259ZM10 198H11V196H10ZM43 198V202H44V206H42V202L40 201L41 199ZM197 198H196V200H197ZM209 198V197H208ZM215 198V197H214ZM234 198V197H233ZM239 198H241V197H239ZM54 199H56V198H54ZM59 199V198H58ZM57 199V200H58ZM103 200H105L106 201V199H104V198H102ZM109 200V198H107V201ZM143 200V201H142ZM153 199H151L150 201V204L151 205H148V206H151L152 208H153V206H152V204H154V202L152 201ZM212 200V199H211ZM59 201V200H58ZM197 201H199V198H198V200ZM261 201V200H260ZM41 202V203H40ZM49 202V201H48ZM55 202H56V200H55ZM66 202V201H65ZM163 202H165V201H163ZM176 202V201H175ZM189 202V201H188ZM200 202V201H199ZM209 203H210V201H208ZM213 202V201H212ZM258 202H259V200H258ZM54 203V202H53ZM61 203V202H60ZM63 203V202H62ZM110 203V202H109ZM159 204H160V202H158ZM162 203V202H161ZM174 203V202H173ZM173 203H171V205L173 204ZM184 203V202H183ZM264 203V202H263ZM55 204V203H54ZM53 204V205H54ZM112 204V205H113ZM200 204V203H199ZM198 204V205H199ZM207 204V205H206ZM2 205H3V209L1 210V208H2ZM108 205H110V204H108ZM174 205V204H173ZM172 205V206H173ZM186 205V204H185ZM215 205V204H214ZM262 205V204H261ZM52 206V207H51ZM79 206H81V208H79ZM161 206V205H160ZM170 206V205H169ZM178 206H179V204H178ZM187 206V205H186ZM189 206V205H188ZM200 206V205H199ZM198 206V207H199ZM202 206H203V204H202ZM221 206V205H220ZM264 206V205H263ZM54 207H57V205H55ZM105 207V206H104ZM164 207V206H163ZM173 207H175V205L173 206ZM201 207V206H200ZM215 207V206H214ZM249 207H250V205H249ZM100 210H99V209ZM106 208V207H105ZM109 208H113V207H109ZM118 208V209H119ZM146 208V209H145ZM178 208V207H177ZM180 208H181V206H180ZM240 208V209H239ZM54 209V208H53ZM70 209V208H69ZM122 209V210H123ZM159 209V208H158ZM165 209H168V208H165ZM171 208H169L168 210H170ZM251 209V208H250ZM57 210V209H56ZM70 210V211H71ZM117 210V209H116ZM141 210V209H140ZM150 210H152V209H150ZM160 210V209H159ZM164 210V209H163ZM162 209L160 210V213H161V211H163ZM172 210L173 211H176L175 209H173L172 208ZM172 210H171V212H172ZM178 210V209H177ZM194 210V211H195ZM109 211H110V209H109ZM126 211L124 212L123 211V213H126ZM156 210H154V212H155ZM165 211H167V210H165ZM164 211V212H165ZM182 211V210H181ZM180 211V212H181ZM3 212H2V214H3ZM140 212V213H139ZM152 212V211H151ZM168 212V211H167ZM179 212V213H180ZM189 212V211H188ZM187 212V213H188ZM191 212V211H190ZM67 213V212H66ZM87 213V214H86ZM108 212H106L105 214H107ZM146 213H147V211H146ZM149 213V212H148ZM169 213V212H168ZM168 213L166 214V212H165V215H166V217H167V215H168ZM176 213V212H175ZM178 213V212H177ZM183 213V212H182ZM1 214V213H0ZM52 214V213H51ZM90 214V213H89ZM122 214V213H121ZM164 213H162V215H163ZM185 214H186V212H185ZM188 214H190V213H188ZM42 215H45V217L44 216H42ZM57 215V214H56ZM91 215V214H90ZM99 215V214H98ZM124 215V214H123ZM127 215V216H128ZM151 215H152V213H151ZM154 216H155V214H153ZM160 215V214H159ZM170 215H171V213H170ZM178 215H180V214H177L176 215V217L178 218ZM184 215V214H183ZM187 215V214H186ZM113 216V215H112ZM145 216V215H144ZM189 216V215H188ZM218 216H220V217H222L223 219L221 220L220 219V222H218V221H216V218L218 217ZM51 217V216H50ZM53 217V216H52ZM114 217V216H113ZM146 217H148V214L146 215ZM145 217V218H146ZM161 217V216H160ZM159 217V218H160ZM168 217H170V216H168ZM190 217V216H189ZM189 217H187V218H189ZM62 218V217H61ZM64 218V217H63ZM68 218H69V215H68ZM69 218V219H70ZM127 218V219H126ZM151 218V217H150ZM150 218H148V219H150ZM171 218V217H170ZM169 218V219H170ZM182 218H183V216H182ZM53 219V218H52ZM57 219V218H56ZM66 219V218H65ZM82 219V218H81ZM111 219H112V217H111ZM133 219H135V220H133ZM140 219V216L138 217V221H140L139 220ZM172 219H173V217H172ZM243 219H245L244 221H243ZM251 220V221H253V219H256L257 220V222H256V225H248L247 224V222H245L246 220ZM131 220V221H130ZM151 220V219H150ZM166 220V218L164 219V221ZM183 220V219H182ZM184 220H187V219H184ZM57 221V222H56ZM61 221V220H60ZM83 221V220H82ZM81 221V222H82ZM148 221V220H147ZM147 221L145 222V223H147ZM163 221V220H162ZM162 222V224H164V223H166V225H167V223L168 222ZM166 221H168V220H166ZM169 221H171V220H169ZM174 221V220H173ZM193 222H195V220H192ZM216 221V222H215ZM113 222L115 223V221L113 220ZM141 222V221H140ZM182 222H184V221H182ZM181 222V223H182ZM72 223V222H71ZM71 223H69L71 226H73ZM89 223V222H88ZM110 223V224H109ZM111 224V225H115V224ZM118 224V223H117ZM137 224V223H136ZM139 224H141V223H139ZM156 224V223H155ZM159 224V223H158ZM199 224V223H198ZM247 226H246V225ZM253 224H254V222H253ZM89 225V224H88ZM142 225V224H141ZM149 225V224H148ZM147 225V226H148ZM154 225V224H153ZM165 225V226H166ZM109 226H106L107 228L109 227ZM122 226V227H121ZM145 226H146V224H145ZM152 226V225H151ZM157 226V225H156ZM159 226H160V224H159ZM64 227V232L60 229V228H63ZM75 227V226H74ZM105 227V228H106ZM116 227H118V226H116ZM138 227V226H137ZM59 228V232L57 231V229ZM70 228V227H69ZM68 228V229H69ZM109 228H111V231H113L114 229L112 228V226H110ZM141 228V227H140ZM143 229H144V227H142ZM159 228H161V226L160 227H158V229H157V227H156V229H157V231L159 230ZM73 229V228H72ZM71 229V230H72ZM75 229V228H74ZM82 229H84V228H82ZM87 229V228H86ZM151 229H153V230H155L154 228H151ZM133 230V229H132ZM152 230V232H154ZM63 232L62 234H61V232ZM70 231V230H69ZM69 231H68V233H69ZM82 231V230H81ZM107 231H109V229L107 230ZM143 231V230H142ZM150 231V230H149ZM149 231H148V233H149ZM58 232V233H57ZM151 232V231H150ZM67 233V234H68ZM86 233V234H85ZM106 232H103V236L102 237H104V234H105ZM132 233H130V234H132ZM157 233V232H156ZM26 234L28 235L29 234V238L28 239H26V240H24L23 238H22V235H24V236H26ZM59 234H61V236L59 235ZM110 234V233H109ZM109 234H107L108 236H109ZM112 234V233H111ZM141 233H139V235H140ZM150 234V233H149ZM64 235H66V234H64ZM68 235H70V234H68ZM75 235V234H74ZM86 235V236H85ZM107 235H105V237L104 238H108V236ZM113 235V234H112ZM139 235H137V236H139ZM142 235V234H141ZM152 235H153V233H152ZM152 235H149L150 236V238L152 237ZM23 236V237H24ZM67 236V235H66ZM107 236V237H106ZM148 236V235H147ZM148 236V237H149ZM154 236H155V232H154ZM61 237H62V239H61ZM101 237V238H102ZM141 237V236H140ZM139 237V238H140ZM147 237V238H148ZM248 237V238H247ZM103 238V239H104ZM138 238V237H137ZM94 239V238H93ZM129 239V240H128ZM149 239V238H148ZM248 239V240H247ZM74 240V241H73ZM107 240H110L109 238L107 239ZM128 240V241H127ZM140 240V239H139ZM65 241V240H64ZM96 241V240H95ZM114 240H112L111 242H113ZM137 241V240H136ZM136 241H135V243H136ZM141 241H142V239H141ZM149 241H150V239H149ZM247 241H249V244H247L248 242ZM68 242H69V240H68ZM128 242V243H127ZM176 243L175 245L173 244V243ZM252 242V241H251ZM261 242V243H260ZM64 243V244H63ZM99 243V242H98ZM102 243V242H101ZM132 243H133V241H132ZM254 243V242H253ZM256 243V242H255ZM131 245H133V244H131ZM139 245V246H140ZM177 245V246H176ZM255 245V244H254ZM257 245V244H256ZM112 246V247H111ZM140 246V247H141ZM149 246V247H148ZM37 247H38V249L39 248H41V250H42V253L40 252L39 253V251L37 250ZM88 248L89 247V250L87 251V250H85L84 248ZM102 247H103V249H102ZM139 247V248H140ZM264 247V246H263ZM131 248V247H130ZM258 247H256L255 249H257ZM112 249V250H111ZM134 248H132V250H133ZM258 249H260V248H258ZM83 250H85V252L83 251ZM260 251V250H259ZM263 251H264V249H263ZM135 252V251H134ZM96 254L97 255H99V258H98V256H96ZM134 254H136V253H134ZM120 255V256H121ZM128 255V257H129V255L130 254H127ZM126 255V256H127ZM185 256V260L182 258V256ZM93 256H94V259H96L95 258V256L98 258L97 259V261H95L94 259H93ZM135 256V255H134ZM133 256V257H134ZM138 256V257H137ZM183 256V257H184ZM122 257H124V256H122ZM121 257V258H122ZM131 257V256H130ZM125 259V258H124ZM134 259V258H133ZM183 259V260H182ZM126 260V259H125ZM137 260V261H138ZM115 261V260H114ZM114 261H113V263H114ZM122 261V260H121ZM120 261V262H121ZM128 260H126L125 262H127ZM132 261V260H131ZM123 262V261H122ZM133 262V261H132ZM135 262V261H134ZM124 263V262H123ZM123 263H119V261H118V264H123ZM114 264H117V262H115ZM125 264H127V263H125ZM128 264H130V263H128Z\"/></svg>","mask_w":264,"mask_h":264}]
</instances>
